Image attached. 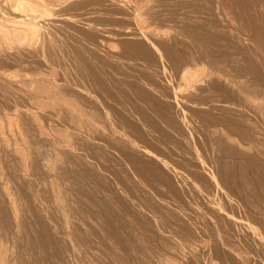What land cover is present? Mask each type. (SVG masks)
<instances>
[{
    "label": "rangeland",
    "instance_id": "1",
    "mask_svg": "<svg viewBox=\"0 0 264 264\" xmlns=\"http://www.w3.org/2000/svg\"><path fill=\"white\" fill-rule=\"evenodd\" d=\"M42 1L44 2L45 0H42ZM42 1H41L42 5L46 4L45 2L43 3ZM59 1L62 3L63 0L62 1L59 0ZM97 1L98 2H96V0H64V2H65L64 4L63 3L61 4L60 2H59L60 4L58 2H55L54 4H55V6L58 7L57 8L58 10L56 9L55 6L53 7L51 5V8H50V6H48L49 11L53 13L50 16L51 19H50V17L47 18L50 21L48 23H50L52 25L51 26L49 24L47 26L48 28H50V29H48V31L49 30L54 31V29L57 28L58 31L55 30L57 32H51V35H52V33H54V35L60 41H58L56 39V37L53 35V36H51V38L54 41H56V40L58 41V42L56 41L54 44V41L52 42V39L50 40V38H49L50 35H48L45 43L49 47L52 46L50 44H53L52 47H53L54 51L52 50V47L51 48L45 47L47 45L45 43H43V37H44L43 31H44V29L41 30V27H39V28H40L42 33L39 32L40 31L39 30L36 34V36L38 35V37H36V36L31 37L30 36L32 38L31 39L29 37L31 40L26 39V41H28V42L31 41L30 42L31 46H28L29 45L28 42H26L24 40L21 43L22 48H21V44L19 45L18 43H12L13 45H11V46L9 45L11 48V49H9V51H6V49H8V48L3 49V50H5V51H3V57L5 56L4 57L5 61H7V57H8L7 62L12 61L14 59V57L17 56L16 54H22L23 53L22 55L24 57L30 55V58H31L30 61H32V59L34 61L30 62L29 61L30 58L26 57L27 58V63L25 62L26 68L29 65V63H32L31 68H33V67L35 68V67H37L36 65L38 64V62H40L38 64L40 66V69L44 70V74L46 73L48 75L47 76L48 78L50 77L51 79H55L53 81H55L59 85V88H61V90H63V91L60 90L61 91V92H59L60 94H56V95H51V96L50 95L49 96L44 95L43 97L40 96V98L38 95H36V96H38V97H36L35 95H32L34 93H31V91L26 92V91H28V89L26 90V88L24 86H22L23 84L20 85V82H24L25 80H23V81L17 80L16 76L17 75L19 76V74H21L19 77L22 76L21 79H24V77H23L24 72L23 71H21V73L19 72V74H17L18 70L13 66H12V70H11V67L5 69V71H3L4 68H2L3 70L0 69V83H2V84H0V89L3 90V91L0 90V101L2 100L0 102V141L2 142V144L0 142V145H1L0 148L2 149V150L0 149V154H1L0 155V175H1V177H0L1 178L0 179V184H1L0 185V190H1L0 191V194H1L0 195V227H1L0 228V234H1L0 235L1 236L0 237V247L2 246L1 247L2 249L1 248L0 249H1V251L3 250L2 252L0 251V257H1L0 258V264H24V263L25 264H38L39 262H40L39 264H159V262H160V264H181V263L182 264H185V263L186 264H264V258H263L264 257L263 256L264 255V250H263L264 249V245H263L264 241H261V240H264V236H263L264 235V211H263L264 210V208H263L264 207V201H263L264 200V195H263L264 194V187L262 186L264 184V168H262V167H264V132H263L264 131V44H263L264 43V0H160V1L159 0H120V1L119 0H101V1L97 0ZM71 2L72 3H74V2H89V4H91V5H87L86 6L87 9L84 7L86 10L84 8H82V10L81 9H73V10H68V12H67V9H66V11H64L66 13L65 14L63 12V10H65V7L67 8L69 6V4H71ZM94 2H96V3H94ZM129 2H131V3H129ZM185 2H186V4H185ZM116 3H117V5H116ZM131 4H133V5H131ZM96 5H98V6H96ZM122 6H123V8H122ZM61 7L63 8V10L61 9ZM141 8L144 12L141 10ZM96 9L98 10V12ZM103 9H104V11H103ZM148 9H150V10H148ZM53 10H54V12H53ZM55 10H57V12ZM60 10H62V11H60ZM110 10H112V11H110ZM116 10H118L119 12H117ZM138 11H139V13H138ZM124 12H125V14H124ZM155 12L157 14H155ZM193 12H194V14H192ZM199 12H200V14H199ZM70 13H72V14H70ZM73 13H74V15H73ZM140 13H141V15H140ZM56 14H57V16L58 15L59 16L57 17ZM98 14H100V15H98ZM171 14H173L174 16L173 15L171 16ZM187 14L189 16L190 15L191 16L189 17ZM206 14H208V15H206ZM75 15H76V17H75ZM129 15H130V17H129ZM60 16H62V17H60ZM91 16H92V18H91ZM160 16H162V17H160ZM198 16H199V18H198ZM239 16L240 17L242 16V17L240 18ZM63 17L66 19H64ZM110 17L112 20H110ZM119 17H120V19H119ZM155 17H158V19ZM187 18H188V21H187ZM211 18H213V19H211ZM58 19L60 20V22ZM76 19H77V21L79 19V21L77 22ZM191 19H192V21H191ZM206 19H208V20L206 21ZM194 20H196V21H194ZM69 22H71V23H69ZM187 22H189V23H187ZM205 22H207V23H205ZM231 22H232V24H231ZM233 23H234V25H233ZM116 24H117V26H116ZM126 24H127V26H125ZM196 24H198V25H196ZM58 25H60V26H58ZM112 25H113V27H112ZM118 25H120V26H118ZM185 25H186V27H185ZM240 25H241V27H238ZM77 26H78V29L75 28ZM109 26H111V27H109ZM51 27H53L54 29ZM68 27H69V30H68ZM102 27H103V29H102ZM114 27L116 30L114 29ZM121 27H123V28H121ZM82 29H83V31H82ZM183 29H185V30H183ZM73 30L76 32H74ZM181 30H183V32ZM196 30H198V31H196ZM227 30H229V32ZM241 30H243V31H241ZM45 31L47 32V30H45ZM68 31H70L71 35L73 34L72 37ZM104 31H105V34H104ZM127 31H128V34H127ZM193 31H195V32H193ZM81 32H82V34H81ZM84 32L86 33V35L84 34ZM176 32H177V34H176ZM246 32H247V35H246ZM199 33H200V35H202V37L207 38V40H205V38H202L200 35H197ZM74 34H75V36H74ZM192 34H195L197 36L192 35ZM77 35H80V36L82 35L83 38H82V36L77 37ZM176 35H178V36H176ZM58 36H59V38H58ZM65 36H67L68 38ZM193 36L195 38H193ZM196 37L198 40L196 39ZM213 37L215 39H213ZM216 37H218V38H216ZM248 37H250L251 39ZM33 38H35L34 39L35 43H34ZM39 38L42 40H39ZM135 38H136V40H135ZM37 39H38V41H37ZM65 39H68V41ZM151 39H152V41H151ZM74 40H75V42H74ZM196 40L198 41V44H197V42L196 43L193 42ZM47 41L50 43H48ZM64 41H66L68 45H65L66 43H64ZM154 41H156V42H154ZM140 42H141V45L142 46L144 45L143 47L145 49H147V52L149 51L152 53L148 55L146 52H144V53L140 52L143 50H137L133 47V44H140ZM217 42H219V43H217ZM222 42H223V44H222ZM243 42H244V45H243ZM164 43H165V45H164ZM227 43H229V44H227ZM25 44H27V45H25ZM44 44H45V46H44ZM63 44H64V46L67 47L66 50L62 48V47H64ZM181 44H182V46H180ZM240 44H241V46H238ZM14 45L17 48H14L15 47ZM61 45H62V47H61ZM88 45L92 51L88 48ZM149 45H151V46H149ZM199 45H200V47H199ZM23 46L25 49H23ZM43 46L45 47L47 52H46V50H44ZM77 46L79 49H77ZM154 46L156 49L154 48ZM160 46H162V47H160ZM163 46H164V48H163ZM188 46H190L191 48ZM204 46H205V48H204ZM209 46H211L212 49H210L211 47H209ZM42 47H43V49H42ZM57 47H59V48H57ZM69 47H72L73 51H71V48H70V50L68 52ZM177 47L179 50H177ZM224 47L225 48L227 47V48L225 49ZM228 47H229V49H228ZM60 48H62L63 50L61 51ZM84 48L86 50H84ZM48 49L49 50L51 49L52 51L51 50L49 51ZM74 49L76 51H80L81 49L82 50L80 51V54H79V52L76 53V51ZM151 49H152V51H151ZM217 49L220 51H218ZM10 50L11 51L13 50L12 51L13 53H8V52H11ZM19 50H21V51H19ZM153 50L154 51L156 50V51L154 52ZM159 50H161V51L163 50V51L161 52ZM207 50H208V52H207ZM215 50H217V52ZM24 51L27 53V55ZM64 51H66L68 53H66ZM74 51H75V53H73ZM97 51H99V53ZM121 51H123V52H121ZM186 51H188V52H186ZM211 51H213L212 54H211ZM239 51H240V53H239ZM5 52H6V54H4ZM52 52H55L56 55L53 54ZM63 52L65 55H63ZM81 52L82 53L84 52L83 55H85L87 52V55H85L86 58L82 57ZM129 52H131V53H129ZM191 52L194 54H192ZM231 52H232V55H231ZM7 53H8V55H7ZM91 53H93V54H91ZM52 54L55 56H53ZM58 54L60 57L58 56ZM127 54H129V55H127ZM154 54H155V57H154ZM177 54H179L180 57ZM181 54H182V57H181ZM248 54H249L250 58H248L249 57ZM31 55L34 56V58H32ZM75 55L76 56L79 55V57L83 58L80 60H83V61L86 60L85 63H83V61H81V63H80L79 59H77L75 61L74 60V59H76V58H74ZM211 55H212V57H211ZM11 56H14V57L11 58ZM64 56L68 59L64 58ZM133 56H135V57H133ZM214 56H215V58H214ZM221 56H223L224 58ZM3 57H2V52H1L0 53V61L1 60L4 61ZM40 57L44 60H42ZM129 57H131V58H129ZM51 58H54V59H51ZM58 58H60V59H58ZM71 58H73V59H71ZM115 58H117V59H115ZM141 58H142V60H141ZM202 58H204V59H202ZM122 59H124V60H122ZM221 59H222V61H221ZM67 60H71V62H68ZM164 60H166V61H164ZM181 60H182V63H181ZM223 60H224V63H223ZM239 60L241 61V63ZM77 61H79V62L77 63ZM109 61H110V63H109ZM118 61H120V62H118ZM140 61H141V63H140ZM230 61L232 64H230ZM35 62H36V65H34ZM54 62H55V65H54ZM74 62L77 64L75 65ZM173 62H175V64ZM236 62L240 63V65ZM92 63L93 64L97 63V64L96 65L94 64L95 65V67H94V66H92L93 65ZM163 63H164V65H163ZM69 64L70 65L72 64V65L70 66ZM87 64H89L91 67H89V65H87ZM150 64L152 65V67ZM166 64H167V66H166ZM84 65H86V66H84ZM169 65L171 67H169ZM96 66H97V69L95 71ZM98 66L102 69H100ZM160 66H164V67H160ZM232 66H234V67H232ZM92 67H94V68H92ZM107 67L110 70L107 69ZM204 67H206V68H204ZM71 68H73V69H71ZM78 68H79V70H78ZM87 68L88 69L91 68V69L88 70ZM112 68H114V69H112ZM147 68H149V70ZM165 68H167V69H165ZM234 68H235V70H234ZM92 69H93V71H92ZM162 69H163V71H162ZM14 70H16V71H14ZM49 70L55 72V74L50 72ZM100 70H101V72H99ZM111 70H114V72ZM156 70H157V72H156ZM168 70H170V71H168ZM242 70L244 72H242ZM245 71H246V73H245ZM10 72L16 73L15 76L13 75V73H11L12 74L11 75ZM81 72H82V74H81ZM177 72H178V74H177ZM76 73H79L80 76L82 77V79L80 78L79 74L77 76ZM112 73H113V75H112ZM115 73L116 74L118 73V75H116ZM123 73H124V75H123ZM149 73L151 74L152 78L150 77ZM158 73H160V74H158ZM243 73H245V75ZM6 74H8L7 76L9 79H7V76H4ZM197 74H199V75H197ZM10 75H11V78L9 77ZM58 75L60 78L58 77ZM93 75H95V76H93ZM225 76H227V77H225ZM19 77H18V79H20ZM53 77H55V78H53ZM163 77L165 80L163 79ZM1 78L2 79L4 78V79L2 80ZM28 78H30V77L29 76L26 77V79H28ZM138 78H139V80H138ZM143 78H145V79H143ZM166 78H167V80H166ZM169 78H171V79H169ZM205 78L207 79V81H205L206 80ZM10 79L11 80L13 79L12 80L13 82H11ZM119 79H120V83H119ZM140 79H141V81H140ZM154 79H156V80H154ZM87 80H89V81H87ZM171 80H173V81L170 82ZM14 81H18V82H14ZM84 81L85 82L87 81V83H85ZM153 81H155V82H153ZM199 81H201V82H199ZM7 82H8V84H7ZM132 82L133 83L135 82L137 84L134 83V85H133ZM198 82H199V84H198ZM173 83H175V84L173 85ZM185 83H186V85H185ZM130 84H131V87H130ZM181 84L184 85L185 87L182 86ZM200 84L201 85L203 84V85L201 86ZM109 85H110V87H109ZM194 85H199V86H196L194 88ZM84 86H87V88ZM246 86L250 89H247ZM9 87H11V88H9ZM90 87H91V89H90ZM3 88L6 90H4ZM64 88H67V89L64 90ZM101 88H102V90H101ZM83 89H85V90H83ZM86 89H87V92H89L90 94L85 92ZM105 89H107V90H105ZM131 89H132V91H131ZM119 90H121V91H119ZM193 90L195 92L196 91L197 92L195 93ZM1 91H2V93H1ZM117 91H118V93H117ZM138 91L139 92L141 91L140 94ZM177 91H178V93H177ZM13 92L14 93L16 92V94H14ZM96 92H97V94H95ZM163 92L165 94L166 93L167 94L165 95ZM144 93H146L147 97L145 96ZM210 93H211V95H210ZM218 93H219V95H218ZM212 94H213V96H212ZM241 94H243V95H241ZM177 95H178V97H177ZM183 95H186L187 97L183 96ZM18 96H19V98H17ZM135 96H137V97H135ZM144 96L146 99L144 98ZM31 97H34V98H31ZM97 97H99V98H97ZM150 97L153 98V101ZM75 98H77V99H75ZM85 98L86 99L88 98L87 101ZM94 98H96V100ZM200 98H203L204 100L200 99ZM19 100H21V102ZM99 100H101L102 102ZM130 100H132V101H130ZM147 100H149V101H147ZM213 100H215V101H213ZM83 101H84V103H83ZM150 101H151V103H150ZM189 101H190V103H189ZM104 102H107V103H104ZM169 102H171V103H169ZM209 102H211L212 104ZM9 103L10 104L13 103V104L10 105ZM104 104H106V105H104ZM213 104H215V105H213ZM58 106L60 108H62L64 111L62 109H58L59 108ZM133 106L135 107V109L137 107L138 108L135 110ZM155 106H158V107H155ZM254 106H256V107H254ZM238 107L240 109H238ZM115 108H116V110H115ZM141 108H142V110H141ZM204 108H205V110H204ZM233 108H235V109H233ZM130 109H132V110H130ZM150 109H152V110H150ZM241 109H243V110H241ZM39 112H41V113H39ZM63 112H65V113H63ZM145 112H146V114H145ZM36 113H37V115H36ZM165 113H167V114H165ZM169 113H171V114H169ZM62 114H64V115H62ZM140 114H141V116H140ZM154 114H155V116H154ZM9 115L12 117H10ZM45 116H47L46 119H45ZM165 116H167V117H165ZM42 117H43V119H42ZM97 117H99V118H97ZM108 117H110V118H108ZM155 117H157L158 119L157 118L154 119ZM204 117H206V118H204ZM59 118H61V119L58 120ZM93 118H95V119H93ZM134 118H136V120ZM171 118H173V119L171 120ZM192 118H194V119H192ZM201 118H203V119H201ZM221 119H223V120H221ZM71 121H73V122H71ZM151 121H154V122H151ZM22 122H23V124H22ZM177 122H179V123H177ZM45 123H47V124H45ZM112 123H113V125H112ZM118 123H120V124H118ZM128 123L130 125H128ZM163 123H165L166 125ZM30 125L33 127H31ZM132 125H133V127H132ZM189 125L191 127H188ZM114 126H116V127H114ZM174 126L177 130L174 128ZM94 127H96L95 130H94ZM131 127H132V129H131ZM187 127H188V129H187ZM100 128H103V129H100ZM144 128H145V130H144ZM27 129L30 131L28 132ZM127 129H129V130H127ZM136 129H138L137 131L139 133L137 131H135ZM197 129H198V131H197ZM130 130H131V132H130ZM255 131H256V133H255ZM92 132H93V134H91ZM54 133H55V135H54ZM29 134H31V135H29ZM47 134H48V136H47ZM96 134H98V135H96ZM137 134H138V136H137ZM139 135L141 137H139ZM35 136L36 137L38 136V137L36 138ZM39 136H41V137H39ZM93 136L96 137L97 140ZM229 136H230V138H229ZM33 137L35 140L33 139ZM112 137H114L115 139ZM220 137L222 139L223 138L224 139L222 140V139H220ZM84 138H86V139H84ZM98 138H101V139H98ZM104 138H107V139H104ZM141 138L142 139L144 138V139L142 140ZM59 139L62 140L63 142L60 141ZM112 139H114L115 142ZM39 140H41V141H39ZM136 140L140 141V142L138 143ZM120 141H122V142H120ZM26 142H29V143H26ZM41 142H43V143H41ZM48 142H49V144H48ZM79 142H80V144H79ZM108 142H109V146L107 145ZM115 143H117V145ZM111 144H113V146ZM120 144H122V145H120ZM123 144L126 145V146L124 145L125 148L123 147ZM188 144H189V146H188ZM216 144L218 146H216ZM219 144H220V146H219ZM229 144H231V145L233 144V146L231 147ZM104 145H105V147H104ZM195 145H196V147H195ZM92 146H94L95 148ZM117 146H119V147H117ZM39 147H40V149H39ZM82 147H83V149H82ZM86 147H88V148H86ZM130 147H131V149H130ZM201 147H202V150H201ZM223 147H224V149H223ZM226 147L231 148L230 149L231 152H226L225 151V150H227ZM196 148H198V149H196ZM217 148L219 150H217ZM220 148L222 150L221 152H220ZM57 149H61V150H57ZM116 149H118V150H116ZM164 149H165V151H164ZM83 150H85V151H83ZM130 150H132V151H130ZM190 150H192V151H190ZM35 151H36L37 155L35 154ZM238 151H240V152L238 153ZM66 152L68 153V155L66 154ZM128 152H130V154ZM218 152L223 153V154H221V156H220L218 154ZM234 152H236L237 154ZM87 153H88V155H87ZM93 153H95V154H93ZM119 153H121V154H119ZM131 153H133L135 156H133V154H131ZM225 153H226V155H225ZM105 154H107V155H105ZM142 154H144V155H142ZM35 155L37 156V158ZM65 155H67V156H65ZM71 155H72V157H71ZM122 155H125L124 158H126V160H123L124 158ZM136 155H137V157H136ZM139 155H140V157H139ZM148 155H150V156H148ZM217 155H218V157H217ZM228 155H230V156H228ZM238 155H240V157H242L243 159L242 158L240 159V157ZM105 156H107V157H105ZM151 156H153V157H151ZM178 156H180V157H178ZM182 156H184V157H182ZM196 156H197V158H196ZM130 157L133 159H131ZM233 157L235 160L233 159ZM42 158H44V159H42ZM157 158H160V159L157 160ZM167 158H169V159H167ZM71 159H72V162H71ZM153 159H155V160H153ZM172 159H173V161H172ZM174 159H176V160H174ZM223 159H224V162H223ZM10 161H13V163ZM91 161H94V162H91ZM138 161H140V162H138ZM143 161H145V162L142 163ZM149 161H151V163H150L151 165L149 164ZM240 162H241V164H240ZM242 162L246 164V167ZM7 163H8V165H7ZM16 163H18V164H16ZM202 163L205 165L203 166ZM224 163H225V165H224ZM9 164L11 166H9ZM145 164L147 166L149 165L148 166L149 168ZM153 164H155L156 167ZM197 164H199V165H197ZM141 165H143L144 168ZM169 165H170V167H169ZM221 165H222V167H221ZM256 165H258V166H256ZM82 166L84 169L82 168ZM104 166H107V167L104 168ZM140 166L142 169L141 172L137 171V169H139ZM150 166L151 167L154 166V167L151 168ZM224 166L225 167L227 166L228 168L226 167V169L225 168L222 169ZM34 167H36V169ZM132 167L133 168L136 167V170H134L135 168L133 169ZM238 167H239V169H238ZM49 168H50V170H49ZM195 168H197V169H195ZM152 169H155V170H152ZM170 169H172L176 173H174ZM29 170H31V171H29ZM73 170H74V172H73ZM164 170H166V171L164 172ZM32 171H33V174H32ZM81 171H83V172H81ZM202 171L204 173H202ZM221 171H222V173H221ZM233 171H234V173L235 172L236 173L234 174ZM242 171L243 172L245 171V175H244V173H242ZM147 172L148 173L150 172V173L148 174ZM155 172L158 174L155 175L156 174ZM162 172H164V173H162ZM190 172H192V173H190ZM213 172L215 175L213 174ZM26 173L29 175H27ZM160 173L162 175H159ZM199 173H200V175H199ZM248 173H249V175H248ZM163 174L165 175V177ZM201 174H203V175H201ZM149 175H151V176H149ZM152 175H153V177L158 176V178L160 177L161 179L156 178L157 179L156 180L154 178L155 179L154 180L153 178H151V179H153V180H151L150 178H148V176L152 177ZM211 175L215 177L216 182H215V180H214V182L211 180L212 179ZM240 175H242V178ZM180 176H183V177H180ZM202 176H204V177H202ZM245 176H246V178H245ZM143 177L144 178L146 177V179H144ZM179 177L181 180L179 179ZM5 179H7V180H5ZM244 179H246V180L244 181ZM144 180L146 181V183ZM165 180H167V181H165ZM206 180H208V183ZM249 180H251V182ZM258 180L260 181V184L258 183L259 182ZM243 181L247 182L249 184L251 183V184L250 185L247 183L244 184V187H242L243 189L237 188V187H235V185H233V183H237V182H238L237 184L243 185V183H244ZM262 181H263V183H262ZM202 183H203V185H202ZM256 183L259 184L258 187H256L257 186ZM3 184H4V186H3ZM214 184L217 186H215ZM218 184H220L221 186ZM16 185H19V186L16 187ZM246 185H249V186L246 187ZM251 185H252V187H251ZM260 185H261V187H260ZM218 186H220V187H218ZM192 187H194V188H192ZM135 188H138L139 190L135 189ZM217 188H219V189L217 190ZM215 189H216V191H215ZM260 189H261V191H260ZM21 190H23L25 192H23ZM210 190L213 192H211ZM238 190L241 192H238ZM250 190H252V191H250ZM255 190H256V192H255ZM257 190H259L262 194H260V192ZM139 191L141 192L140 194H139ZM250 192L252 194H254V197L251 194V199H249L250 198L249 197ZM223 193H224L225 197H223ZM255 193L256 194L258 193V194L255 195ZM6 194H8L9 196L8 195L6 196ZM208 194L210 195V197ZM206 195H208V196H206ZM215 196H217V198ZM255 196L258 199V200H256V202L259 201V202H257L258 204H256V202H254V205H256V206H254L253 202H252L255 200ZM149 197H150V199H149ZM236 197H238V199ZM214 198H216L218 200H216ZM223 199L225 200V202ZM227 199L229 201H231L232 204H231V202H228ZM240 199L241 200L243 199L244 202L243 201L241 202ZM246 199L252 200V201H245ZM210 200H212L214 203L217 201L220 205L217 204V202L215 204H213V202ZM235 200H237V205L235 203L236 202ZM261 200H262L263 204L261 203ZM238 201H239V203H238ZM18 202H20V203H18ZM211 202H212V204H211ZM250 202H252V203H250ZM209 204H211V205H209ZM259 204H261V206ZM13 206H14V208H13ZM219 206H222L223 210H225V211H222ZM213 207H215V209ZM216 207H219L220 209L216 208ZM255 207H256V209H255ZM259 208H260V210H259ZM216 209H217V211H215ZM9 210H11V211H9ZM218 210H219V212H218ZM228 212L230 213V215ZM12 216H14V217H12ZM225 216L226 217L228 216L227 219ZM234 216H236L237 218L239 217V218H241L247 222H249V220H251V222H249V223H251L253 225V227L255 226L256 229L259 228L258 232L260 233V237L263 236V238H260L257 236L255 237V234L253 235V233L250 230H248L246 227L243 228L245 226L244 223H234L235 221H233V218H230V217H234ZM256 219H257V221H256ZM33 222H35V223H33ZM36 222H37V224H36ZM183 223H185V224H183ZM231 223L232 224L234 223L235 225L233 224V226H232ZM31 224H32V226H31ZM254 224H256V225H254ZM11 225H12V227H10ZM241 225H244V226H241ZM180 226H183V227H180ZM209 226H210V228H209ZM235 226H238L239 229H241V230L235 232L236 228L238 230V227L234 228ZM207 227H208V229H207ZM32 228L34 231L32 230ZM183 228L184 229L186 228L185 231ZM213 229H214V231H213ZM243 229H244V232H247V231H250V232L244 233ZM173 230L175 233L173 232ZM187 230H189V231H187ZM194 230L198 231V232H196L197 236H199L198 238H197ZM210 230H212V231H210ZM219 230H221V233L219 232ZM208 231L211 232L210 233L211 235H209ZM232 231L235 232L237 235L235 233H233ZM215 233H216V235H215ZM224 233L227 235L224 236L225 235ZM248 233H251L253 235V238L251 237L252 235L249 238L250 234L248 235ZM8 234H9V236H8ZM177 234H179V235H177ZM190 234H193V236L191 235L192 237H190ZM194 234H195L196 238H195ZM245 234H247L246 236L248 238L245 237ZM33 236L35 237V239ZM223 236L225 237L226 240L223 238ZM233 236H234V238H233ZM161 237H163V238H161ZM219 237H220V240H219ZM231 237L233 238V240L235 239L236 242H235V240L233 242ZM240 237H241V239H240ZM213 238H215V239H213ZM237 238H238V240L241 241V243H240V241L237 240ZM243 238L245 240H243ZM246 238H247V240H246ZM249 239H251V240H249ZM158 241H160V242H158ZM162 241H164V242H162ZM254 241L256 242V244ZM252 242H254L253 243L254 245L252 244ZM31 244H33V245H31ZM36 244H38V245H36ZM232 244L236 246L235 247L236 250L233 249L234 246ZM257 244H259V245H257ZM39 245H41V246H39ZM214 245H216V246H214ZM220 245H221V247H220ZM247 245H250V246H247ZM209 246L211 247L212 250L210 249ZM257 246H259V247H257ZM262 246H263V248H262ZM23 248L25 249V251ZM27 249L28 250L30 249L31 251L30 250L29 251L31 253L28 252ZM223 249H225V250H223ZM15 250H17V251H15ZM237 250H239V251H237ZM235 251H237V252H235ZM16 253H18V254H16ZM239 253H240V255H239ZM254 253H256V254H254ZM1 254L5 255V256H2ZM50 254H52L51 256H53V255L54 256L51 257V256H49ZM236 254H238V255H236ZM241 256H243L244 258L243 257L241 258ZM13 257H15L16 259ZM173 258H175V260ZM182 261H184V262H182ZM256 261H259V262H256ZM199 262H201V263H199Z\"/></svg>",
    "mask_w": 264,
    "mask_h": 264
},
{
    "label": "bare ground",
    "instance_id": "2",
    "mask_svg": "<svg viewBox=\"0 0 264 264\" xmlns=\"http://www.w3.org/2000/svg\"><path fill=\"white\" fill-rule=\"evenodd\" d=\"M41 1H42V0H0V53L2 52V57H3V51H5V50H3V49L8 48V49H6V51H9V49H11L10 46L13 45L12 43H18V44L20 45L24 40L26 41V39H30L31 37L36 36L37 32L40 30L39 27H41V30L44 29V31H43V32H44V34H43V35H44V37H43V43H45L46 38H47L48 35H50V36H49L50 40L52 39L51 36H53L54 33H52V35H51V32H57V31H58L57 28L54 29L53 27H51V28H53L54 31H53V30H52V31L49 30L50 32L48 31V29H50V28H48L47 26L50 24V23H48V22H50V21H49L47 18L50 17L51 14H53L52 12L49 11L48 6H50V8H51V5L54 7V6H55L54 3H55V2H58L59 0H45L44 2H45L46 4H44V5L41 4ZM61 1H62V0H61ZM100 1H101V0H100ZM119 1H120V0H119ZM159 1H160V0H159ZM42 2H43V1H42ZM44 2H43V3H44ZM59 2H60V1H59ZM59 2H58V3H59ZM96 2H98V1L96 0ZM96 2H94V3H96ZM111 2H112V1H111ZM114 2H115V1H114ZM126 2H127V1H126ZM134 2H135V1H134ZM157 2H158V1H157ZM221 2H222V1H221ZM58 3H57V4H58ZM60 3H61V2H60ZM60 3H59V4H60ZM62 3H63V4L65 3L64 0L62 1ZM62 3H61V4H62ZM94 3H93V4H94ZM123 3H124V2H123ZM129 3H131V2H129ZM158 3H159V2H158ZM226 3H227V2H226ZM59 4H58V5H59ZM154 4H155V3H154ZM154 4H153V5H154ZM185 4H186V2H185ZM87 5H91V4H89V2H74V3L71 2V4H69V6H68L67 8L65 7V10H63L62 7H61V9L63 10V12L66 11V9H67V12H68V10H73V9H81V10H82V8H84V7L86 8ZM94 5H95V4H94ZM104 5H105V4H104ZM110 5H111V4H110ZM114 5H115V4H114ZM116 5H117V3H116ZM116 5H115V6H116ZM131 5H133V4H131ZM139 5H140V4H139ZM187 5H188V4H187ZM219 5H220V4H219ZM222 5H223V4H222ZM59 6H60V5H59ZM64 6H65V5H64ZM64 6H63V7H64ZM96 6H98V5H96ZM184 6H185V5H184ZM227 6H228V5H227ZM55 7H56V9L58 8L57 6H55ZM88 7H89V6H88ZM218 7H219V6H218ZM85 8H84V9H85ZM89 8H90V7H89ZM104 8H105V7H104ZM122 8H123V6H122ZM147 8H148V7H147ZM153 8H154V7H153ZM213 8H214V7H213ZM231 8H232V7H231ZM86 9H87V8H86ZM86 9H85V10H86ZM101 9H102V8H101ZM124 9H125V8H124ZM214 9H215V8H214ZM57 10H58V9H57ZM57 10H55V11L57 12ZM62 10H60V11H62ZM90 10H91V9H90ZM92 10H93V9H92ZM94 10H95V9H94ZM96 10H97V9H96ZM105 10H106V9H105ZM120 10H121V9H120ZM141 10H142V8H141ZM148 10H150V9H148ZM154 10H155V9H154ZM205 10H206V9H205ZM207 10H208V9H207ZM218 10H219V9H218ZM218 10H217V11H218ZM78 11H79V10H78ZM103 11H104V9H103ZM107 11H108V10H107ZM110 11H112V10H110ZM116 11L119 12L118 10H116ZM136 11H137V10H136ZM142 11H143V10H142ZM222 11H223V10H222ZM53 12H54V10H53ZM56 12H55V13H56ZM71 12H72V11H71ZM80 12H81V11H80ZM93 12H94V11H93ZM97 12H98V10H97ZM108 12H109V11H108ZM143 12H144V11H143ZM194 12H195V11H194ZM194 12H193L192 14H194ZM55 13H54V14H55ZM64 13H65V12H64ZM88 13H89V12H88ZM106 13H107V12H106ZM115 13H116V12H115ZM138 13H139V11H138ZM150 13H151V12H150ZM153 13H154V12H153ZM153 13H152V14H153ZM188 13H189V12H188ZM190 13H191V12H190ZM203 13H204V12H203ZM221 13H222V12H221ZM224 13H225V12H224ZM233 13H234V12H233ZM57 14H58V13H57ZM57 14H56V16H57ZM65 14H66V13H65ZM70 14H72V13H70ZM96 14H97V13H96ZM124 14H125V12H124ZM148 14H149V13H148ZM148 14H147V15H148ZM155 14H157V13L155 12ZM182 14H183V13H182ZM196 14H197V13H196ZM199 14H200V12H199ZM209 14H210V13H209ZM211 14H212V13H211ZM215 14H216V13H215ZM229 14H230V13H229ZM242 14H243V13H242ZM62 15H63V14H62ZM73 15H74V13H73ZM98 15H100V14H98ZM140 15H141V13H140ZM143 15H144V14H143ZM158 15H159V14H158ZM169 15H170V14H169ZM172 15H173V14H171V16H172ZM184 15H185V14H184ZM187 15H188V14H187ZM206 15H208V14H206ZM217 15H218V14H217ZM231 15H232V14H231ZM53 16H54V15H53ZM58 16H59V15H58ZM58 16H57V17H58ZM101 16H102V15H101ZM110 16H111V15H110ZM123 16H124V15H123ZM144 16H145V15H144ZM150 16H151V15H150ZM173 16H174V15H173ZM175 16H176V15H175ZM188 16H189V15H188ZM190 16H191V15H190ZM190 16H189V17H190ZM220 16H221V15H220ZM60 17H62V16H60ZM73 17H74V16H73ZM75 17H76V15H75ZM83 17H84V16H83ZM95 17H96V16H95ZM129 17H130V15H129ZM160 17H162V16H160ZM176 17H177V16H176ZM180 17H181V16H180ZM194 17H195V16H194ZM196 17H197V16H196ZM201 17H202V16H201ZM201 17H200V18H201ZM239 17H240V16H239ZM241 17H242V16H241ZM241 17H240V18H241ZM54 18H55V17H54ZM63 18H64V17H63ZM77 18H78V17H77ZM81 18H82V17H81ZM84 18H85V17H84ZM91 18H92V16H91ZM135 18H136V17H135ZM148 18H149V17H148ZM155 18L158 19V17H155ZM163 18H164V17H163ZM182 18H183V17H182ZM185 18H186V17H185ZM198 18H199V16H198ZM206 18H207V17H206ZM220 18H221V17H220ZM220 18H219V19H220ZM235 18H236V17H235ZM240 18H239V19H240ZM246 18H247V17H246ZM50 19H51V17H50ZM64 19H66V18H64ZM73 19H74V18H73ZM100 19H101V18H100ZM116 19H117V18H116ZM119 19H120V17H119ZM123 19H124V18H123ZM150 19H151V18H150ZM169 19H170V18H169ZM175 19H176V18H175ZM192 19H193V18H192ZM192 19H191V21H192ZM195 19H196V18H195ZM211 19H213V18H211ZM221 19H222V18H221ZM227 19H228V18H227ZM56 20H57V19H56ZM58 20H59V19H58ZM61 20H62V19H61ZM71 20H72V19H71ZM80 20H81V19H80ZM110 20H112L111 17H110ZM117 20H118V19H117ZM117 20H116V21H117ZM131 20H132V19H131ZM151 20H152V19H151ZM197 20H198V19H197ZM207 20H208V19H206V21H207ZM216 20H217V19H216ZM229 20H230V19H229ZM236 20H237V19H236ZM243 20H244V19H243ZM245 20H246V19H245ZM72 21H73V20H72ZM76 21H77V19H76ZM76 21H75V22H76ZM78 21H79V19H78ZM78 21H77V22H78ZM98 21H99V20H98ZM105 21H106V20H105ZM123 21H124V20H123ZM169 21H170V20H169ZM171 21H172V20H171ZM182 21H183V20H182ZM187 21H188V18H187ZM194 21H196V20H194ZM202 21H203V20H202ZM211 21H212V20H211ZM214 21H215V20H214ZM233 21H234V20H233ZM241 21H242V20H241ZM51 22H52V21H51ZM59 22H60V20H59ZM77 22H76V23H77ZM124 22H125V21H124ZM124 22H123V23H124ZM128 22H129V21H128ZM157 22H158V21H157ZM184 22H185V21H184ZM65 23H66V22H65ZM69 23H71V22H69ZM80 23H81V22H80ZM85 23H86V22H85ZM88 23H89V22H88ZM102 23H103V22H102ZM106 23H107V22H106ZM158 23H159V22H158ZM178 23H179V22H178ZM181 23H182V22H181ZM187 23H189V22H187ZM192 23H193V22H192ZM194 23H195V22H194ZM196 23H197V22H196ZM205 23H207V22H205ZM215 23H216V22H215ZM218 23H219V22H218ZM226 23H227V22H226ZM242 23H243V22H242ZM248 23H249V22H248ZM53 24H54V23H53ZM63 24H64V23H63ZM99 24H100V23H99ZM99 24H98V25H99ZM113 24H114V23H113ZM118 24H119V23H118ZM124 24H125V23H124ZM146 24H147V23H146ZM209 24H210V23H209ZM223 24H224V23H223ZM231 24H232V22H231ZM244 24H245V23H244ZM50 25H51V24H50ZM65 25H66V24H65ZM80 25H81V24H80ZM133 25H134V24H133ZM138 25H139V24H138ZM149 25H150V24H149ZM189 25H190V24H189ZM196 25H198V24H196ZM213 25H214V24H213ZM215 25H216V24H215ZM226 25H227V24H226ZM233 25H234V23H233ZM235 25H236V24H235ZM242 25H243V24H242ZM51 26H52V25H51ZM58 26H60V25H58ZM68 26H69V25H68ZM70 26H71V25H70ZM116 26H117V24H116ZM116 26H115V27H116ZM118 26H120V25H118ZM125 26H127V24H126ZM131 26H132V25H131ZM143 26H144V25H143ZM200 26H201V25H200ZM202 26H203V25H202ZM206 26H207V25H206ZM55 27H56V26H55ZM62 27H63V26H62ZM81 27H82V26H81ZM86 27H87V26H86ZM109 27H111V26H109ZM112 27H113V25H112ZM115 27H114V29H115ZM135 27H136V26H135ZM151 27H152V26H151ZM176 27H177V26H176ZM185 27H186V25H185ZM217 27H218V26H217ZM238 27H241V25L238 26ZM64 28H65V27H64ZM70 28H71V27H70ZM73 28H74V27H73ZM75 28L78 29V26L75 27ZM83 28H84V27H83ZM121 28H123V27H121ZM125 28H126V27H125ZM201 28H202V27H201ZM208 28H209V27H208ZM235 28H236V27H235ZM246 28H247V27H246ZM59 29H60V28H59ZM102 29H103V27H102ZM111 29H112V28H111ZM147 29H148V28H147ZM196 29H197V28H196ZM220 29H221V28H220ZM243 29H244V28H243ZM41 30H40L39 32H41ZM45 30H47V32H46ZM55 30H57V31H55ZM64 30H65V29H64ZM68 30H69V27H68ZM75 30H76V29H75ZM115 30H116V29H115ZM137 30H138V29H137ZM145 30H146V29H145ZM158 30H159V29H158ZM162 30H163V29H162ZM183 30H185V29H183ZM183 30H181V31L183 32ZM187 30H188V29H187ZM193 30H194V29H193ZM221 30H222V29H221ZM65 31H66V30H65ZM73 31H74V30H73ZM82 31H83V29H82ZM99 31H100V30H99ZM176 31H177V30H176ZM191 31H192V30H191ZM196 31H198V30H196ZM227 31L229 32V30H227ZM241 31H243V30H241ZM59 32H60V31H59ZM68 32H69V34H70V31H68ZM74 32H76V31H74ZM97 32H98V31H97ZM137 32H138V31H137ZM184 32H185V31H184ZM193 32H195V31H193ZM212 32H213V31H212ZM239 32H240V31H239ZM247 32H248V31H247ZM247 32H246V35H247ZM41 33H42V32H41ZM87 33H88V32H87ZM99 33H100V32H99ZM102 33H103V32H102ZM107 33H108V32H107ZM111 33H112V32H111ZM197 33H198V32H197ZM202 33H203V32H202ZM221 33H222V32H221ZM234 33H235V32H234ZM249 33H250V32H249ZM38 34H39V33H38ZM56 34H57V33H56ZM67 34H68V33H67ZM81 34H82V32H81ZM84 34L86 35L85 32H84ZM104 34H105V31H104ZM118 34H119V33H118ZM121 34H122V33H121ZM127 34H128V31H127ZM132 34H133V33H132ZM170 34H171V33H170ZM176 34H177V32H176ZM190 34H191V33H190ZM222 34H223V33H222ZM43 35H42V36H43ZM64 35H65V34H64ZM70 35H71V34H70ZM72 35H73V34H72ZM72 35H71V37H72ZM135 35H136V34H135ZM155 35H156V34H155ZM192 35H195V34H192ZM197 35H200V33L197 34ZM197 35H195V36H197ZM209 35H210V34H209ZM217 35H218V34H217ZM233 35H234V34H233ZM30 36H31V37H30ZM54 36H55V35H54ZM60 36H61V35H60ZM74 36H75V34H74ZM78 36H80V35H77V37H78ZM81 36H82V35H81ZM81 36H80V37H81ZM113 36H114V35H113ZM115 36H116V35H115ZM138 36H139V35H138ZM176 36H178V35H176ZM183 36H184V35H183ZM200 36L202 37V35H200ZM214 36H215V35H214ZM219 36H220V35H219ZM222 36H223V35H222ZM29 37H30V38H29ZM36 37H38V35H37ZM55 37H56V36H55ZM65 37H67V36H65ZM80 37H79V38H80ZM96 37H97V36H96ZM96 37H95V38H96ZM110 37H111V36H110ZM116 37H117V36H116ZM144 37H145V36H144ZM154 37H155V36H154ZM174 37H175V36H174ZM189 37H190V36H189ZM224 37H225V36H224ZM58 38H59V36H58ZM67 38H68V37H67ZM82 38H83V36H82ZM87 38H88V37H87ZM97 38H98V37H97ZM102 38H103V37H102ZM112 38H113V37H112ZM131 38H132V37H131ZM146 38H147V37H146ZM161 38H162V37H161ZM193 38H195V37L193 36ZM202 38H205V37H202ZM216 38H218V37H216ZM248 38H250V37H248ZM31 39H32V38H31ZM31 39H30V40H31ZM34 39H35V38H33V40H34ZM56 39H57V37H56ZM56 39H55V40H56ZM73 39H74V38H73ZM121 39H122V38H121ZM137 39H138V38H137ZM196 39H197V37H196ZM200 39H201V38H200ZM211 39H212V38H211ZM213 39H215V38L213 37ZM213 39H212V40H213ZM220 39H221V38H220ZM235 39H236V38H235ZM242 39H243V38H242ZM250 39H251V38H250ZM39 40H42V39L39 38ZM57 40L60 41L59 39H57ZM57 40H56V41H57ZM65 40L68 41V39H65ZM70 40H71V39H70ZM108 40H109V39H108ZM112 40H113V39H112ZM135 40H136V38H135ZM145 40H146V39H145ZM161 40H162V39H161ZM170 40H171V39H170ZM175 40H176V39H175ZM179 40H180V39H179ZM182 40H183V39H182ZM197 40H198V39H197ZM197 40H196V41H193V42H195V43L197 42V44H198V41H197ZM201 40H202V39H201ZM205 40H207V38H205ZM240 40H241V39H240ZM243 40H244V39H243ZM246 40H247V39H246ZM257 40H258V39H257ZM37 41H38V39H37ZM37 41H36V42H37ZM53 41H54V40L52 39V42H53ZM56 41H54V44H55ZM58 41H57V42H58ZM83 41H84V40H83ZM87 41H88V40H87ZM91 41H92V40H91ZM91 41H90V42H91ZM99 41H100V40H99ZM141 41H142V40H141ZM143 41H144V40H143ZM149 41H150V40H149ZM151 41H152V39H151ZM203 41H204V40H203ZM214 41H215V40H214ZM217 41H218V40H217ZM220 41H221V40H220ZM220 41H219V42H220ZM249 41H250V40H249ZM258 41H259V40H258ZM26 42H28V41H26ZM30 42H31V41H30ZM30 42H28V44H29L28 46H31V45H30ZM39 42H40V41H39ZM47 42H48V41H47ZM52 42H51V43H52ZM74 42H75V40H74ZM93 42H94V41H93ZM93 42H92V43H93ZM96 42H97V41H96ZM154 42H156V41H154ZM158 42H159V41H158ZM199 42H200V41H199ZM205 42H206V41H205ZM219 42H217V43H219ZM260 42H261V41H260ZM34 43H35V40H34ZM48 43H50V42H48ZM64 43H66L65 45H68L66 41H64ZM77 43H78V42H77ZM151 43H152V42H151ZM181 43H182V42H181ZM183 43H184V42H183ZM200 43H201V42H200ZM200 43H199V44H200ZM211 43H212V42H211ZM215 43H216V42H215ZM237 43H238V42H237ZM31 44H32V43H31ZM38 44H39V43H38ZM45 44H46V43H45ZM45 44H44V46H45ZM56 44H57V43H56ZM74 44H75V43H74ZM88 44H89V43H88ZM114 44H115V43H114ZM120 44H121V43H120ZM122 44H123V43H122ZM124 44H125V43H124ZM148 44H149V43H148ZM170 44H171V43H170ZM202 44H203V43H202ZM222 44H223V42H222ZM227 44H229V43H227ZM259 44H260V43H259ZM263 44H264V43H263ZM9 45H10V46H9ZM15 45H16V44H15ZM15 45H14V46H15ZM25 45H27V44H25ZM32 45H33V44H32ZM42 45H43V44H42ZM46 45H47V44H46ZM50 45L53 46V44H50ZM86 45H87V44H86ZM153 45H154V44H153ZM153 45H152V46H153ZM164 45H165V43H164ZM200 45H201V44H200ZM200 45H199V47H200ZM203 45H204V44H203ZM205 45H206V44H205ZM214 45H215V44H214ZM224 45H225V44H224ZM234 45H235V44H234ZM243 45H244V42H243ZM260 45H261V44H260ZM28 46H27V47H28ZM35 46H36V45H35ZM44 46H43V47H44ZM52 46H51V47H52ZM63 46H64V44H63ZM74 46H75V45H74ZM74 46H73V47H74ZM81 46H82V45H81ZM90 46H91V45H90ZM143 46H144V45H143ZM143 46L141 45V42H140V44H133V47H134L135 49H137V50H143V51H140V52H143V53L146 52L148 55L152 53V52H149V51H148V52H149V53H148V52H147V49H145ZM147 46H148V45H147ZM149 46H151V45H149ZM157 46H158V45H157ZM180 46H182V44H181ZM201 46H202V45H201ZM220 46H221V45H220ZM226 46H227V45H226ZM238 46H241V44L238 45ZM249 46H250V45H249ZM12 47H13V46H12ZM43 47H42V49H43ZM45 47H49V46L47 45V46H45ZM45 47H44V50H46ZM51 47H49V48H51ZM55 47H56V46H55ZM59 47H60V46H59ZM59 47H57V48H59ZM61 47H62V45H61ZM65 47H66V46H64V47H62V48L66 50L67 47H66V48H65ZM83 47H84V46H83ZM95 47H96V46H95ZM108 47H109V46H108ZM160 47H162V46H160ZM185 47H186V46H185ZM188 47H190V46H188ZM209 47H211V46H209ZM222 47H223V46H222ZM14 48H17V47L15 46ZM21 48H22V44H21ZM29 48H30V47H29ZM39 48H40V47H39ZM62 48H60L61 51L63 50ZM70 48H71V51H73V48H72V47H69L68 52H69ZM88 48L90 49L89 45H88ZM97 48H98V47H97ZM109 48H110V47H109ZM111 48H112V47H111ZM114 48H115V47H114ZM116 48H117V47H116ZM128 48H129V47H128ZM154 48H155V46H154ZM163 48H164V46H163ZM163 48H162V49H163ZM166 48H167V47H166ZM171 48H172V47H171ZM190 48H191V47H190ZM194 48H195V47H194ZM204 48H205V46H204ZM207 48H208V47H207ZM207 48H206V49H207ZM224 48H225V47H224ZM226 48H227V47H226ZM226 48H225V49H226ZM242 48H243V47H242ZM248 48H249V47H248ZM23 49H25L24 46H23ZM40 49H41V48H40ZM55 49H56V48H55ZM77 49H79L78 46H77ZM82 49H83V48H82ZM82 49H81V50H82ZM104 49H105V48H104ZM123 49H124V48H123ZM125 49H126V48H125ZM129 49H130V48H129ZM155 49H156V48H155ZM157 49H158V48H157ZM160 49H161V48H160ZM188 49H189V48H188ZM208 49H209V48H208ZM210 49H212V47H211ZM214 49H215V48H214ZM218 49H219V48H218ZM218 49H217V50H218ZM228 49H229V47H228ZM230 49H231V48H230ZM249 49H250V48H249ZM13 50H14V49H13ZM13 50H12V51H13ZM26 50H27V49H26ZM48 50H49V49H48ZM50 50H51V49H50ZM50 50H49V51H50ZM52 50L54 51L53 47H52ZM52 50H51V51H52ZM74 50H75V49H74ZM81 50H80V51H81ZM84 50H86V49L84 48ZM90 50H91V49H90ZM95 50H96V49H95ZM98 50H99V49H98ZM127 50H128V49H127ZM170 50H171V49H170ZM172 50H173V49H172ZM177 50H179L178 47H177ZM177 50H176V51H177ZM184 50H185V49H184ZM217 50H215V51L217 52ZM231 50H232V49H231ZM239 50H240V49H239ZM245 50H246V49H245ZM10 51H11V50H10ZM12 51H11V52H8V53H13ZM15 51H16V50H15ZM19 51H21V50H19ZM27 51H28V50H27ZM49 51H48V52H49ZM71 51H70V52H71ZM75 51H76V50H75ZM75 51H74L73 53H75ZM80 51H76V53L79 52V54H80ZM91 51H92V50H91ZM99 51H100V50H99ZM99 51H97V52L99 53ZM124 51H125V50H124ZM131 51H132V50H131ZM134 51H135V50H134ZM151 51H152V49H151ZM153 51H154V50H153ZM155 51H156V50H155ZM155 51H154V52H155ZM159 51H161V50H159ZM162 51H163V50H162ZM162 51H161V52H162ZM209 51H210V50H209ZM218 51H220V50H218ZM224 51H225V50H224ZM229 51H230V50H229ZM246 51H247V50H246ZM250 51H251V50H250ZM255 51H256V50H255ZM24 52H25V51H24ZM46 52H47V50H46ZM64 52H66V51H64ZM64 52H63V55H65ZM68 52H66V53H68ZM100 52H101V51H100ZM121 52H123V51H121ZM125 52H126V51H125ZM138 52H139V51H138ZM154 52H153V53H154ZM169 52H170V51H169ZM173 52H174V51H173ZM186 52H188V51H186ZM207 52H208V50H207ZM212 52H213V51H211V54H212ZM247 52H248V51H247ZM8 53H7V55H8ZM16 53H17V52H16ZM20 53H21V52H20ZM25 53H26V52H25ZM25 53H24V54H25ZM49 53H50V52H49ZM52 53L56 55L55 52H52ZM71 53H72V52H71ZM81 53H82V52H81ZM115 53H116V52H115ZM129 53H131V52H129ZM164 53H165V52H164ZM182 53H183V52H182ZM191 53H192V52H191ZM209 53H210V52H209ZM218 53H219V52H218ZM220 53H221V52H220ZM239 53H240V51H239ZM239 53H238V54H239ZM4 54H6V52H5ZM22 54H23V53H22ZM22 54H16L17 56H15V57H14V56H11V58L14 57V59H13L12 61H9V62H7V61H8V57L6 56V57H7V61H5V59H4L5 56H4V57H3V60H4L5 62L2 61V60L0 61V67H1L0 69L4 68V70H3V69H2V70L5 71V69L11 67V70H12V66H13V67H15V68L18 70V71H17V74H19V72L21 73V71H23V72H24V75H23L24 79H21L22 76L19 77V76L21 75V74H19V76H18V75L16 76V77H17V80H18V81H23V80H25L24 82H20V85L23 84L22 86H24V87L26 88V90L28 89V91H26V92L31 91V93H34V94H32V95H35V96L38 95L39 98H40V96L43 97L44 95H45V96H46V95H48V96L50 95V96H51V95L60 94L59 92L63 91V90H61V88H59V85H58L55 81H53V80H55V79H51L50 77L48 78V77H47L48 75H47L46 73L44 74V70L40 69V66L38 65L40 62H38L37 65H36V62L34 63V65L37 66V67H35V68H34V67L31 68V64H32V63H29L30 66L28 65L29 67L27 66V68H26V66H25V65H26L25 62L27 63V58H26V57H29V58H30V55L24 57ZM30 54H31V53H30ZM50 54H51V53H50ZM53 54H52V55H53ZM69 54H70V53H69ZM69 54H68V55H69ZM83 54H84V52L82 53V57H85V55H87V52H86L85 55H83ZM91 54H93V53H91ZM105 54H106V53H105ZM124 54H125V53H124ZM141 54H142V53H141ZM160 54H161V53H160ZM173 54H174V53H173ZM184 54H185V53H184ZM192 54H194V53H192ZM206 54H207V53H206ZM225 54H226V53H225ZM10 55H11V54H10ZM26 55H27V53H26ZM48 55H49V54H48ZM55 55H53V56H55ZM97 55H98V54H97ZM102 55H103V54H102ZM127 55H129V54H127ZM148 55H147V56H148ZM167 55H168V54H167ZM177 55H179V54H177ZM197 55H198V54H197ZM221 55H222V54H221ZM231 55H232V52H231ZM251 55H252V54H251ZM31 56H32V55H31ZM49 56H50V55H49ZM58 56H59V54H58ZM80 56H81V55H80ZM95 56H96V55H95ZM98 56H99V55H98ZM131 56H132V55H131ZM143 56H144V55H143ZM143 56H142V57H143ZM147 56H146V57H147ZM152 56H153V55H152ZM161 56H162V55H161ZM199 56H200V55H199ZM205 56H206V55H205ZM244 56H245V55H244ZM248 56H249V54H248ZM35 57H36V56H35ZM56 57H57V56H56ZM59 57H60V56H59ZM62 57H63V56H62ZM67 57H68V56H67ZM69 57H70V56H69ZM78 57H79V55H78V56L75 55L74 58H76V59H74V60L76 61L77 59H79V60H80V59H83L82 57H79V58H78ZM90 57H91V56H90ZM110 57H111V56H110ZM115 57H116V56H115ZM133 57H135V56H133ZM133 57H132V58H133ZM150 57H151V56H150ZM154 57H155V54H154ZM157 57H158V56H157ZM162 57H163V56H162ZM172 57H173V56H172ZM177 57H178V56H177ZM179 57H180V55H179ZM181 57H182V54H181ZM194 57H195V56H194ZM206 57H207V56H206ZM211 57H212V55H211ZM221 57H223V56H221ZM227 57H228V56H227ZM227 57H226V58H227ZM25 58H26V59H25ZM32 58H34V56H32ZM40 58H41V57H40ZM54 58H55V57H54ZM54 58H51V59H54ZM64 58H66V57L64 56ZM64 58H63V59H64ZM85 58H86V57H85ZM111 58H112V57H111ZM117 58H118V57H117ZM117 58H115V59H117ZM129 58H131V57H129ZM187 58H188V57H187ZM190 58H191V57H190ZM214 58H215V56H214ZM223 58H224V57H223ZM240 58H241V57H240ZM240 58H239V59H240ZM248 58H250V56H249ZM35 59H36V58H35ZM41 59H42V58H41ZM41 59H40V60H41ZM58 59H60V58H58ZM66 59H68V58H66ZM71 59H73V58H71ZM103 59H104V58H103ZM125 59H126V58H125ZM138 59H139V58H138ZM152 59H153V58H152ZM159 59H160V58H159ZM167 59H168V58H167ZM171 59H172V58H171ZM171 59H170V60H171ZM202 59H204V58H202ZM202 59H201V60H202ZM205 59H206V58H205ZM216 59H217V58H216ZM234 59H235V58H234ZM246 59H247V58H246ZM9 60H10V59H9ZM25 60H26V61H25ZM30 60H31V58L29 59V61H30ZM42 60H44V59H42ZM49 60H50V59H49ZM55 60H56V59H55ZM61 60H62V59H61ZM87 60H88V59H87ZM90 60H91V59H90ZM99 60H100V59H99ZM122 60H124V59H122ZM132 60H133V59H132ZM141 60H142V58H141ZM168 60H169V59H168ZM179 60H180V59H179ZM185 60H186V59H185ZM185 60H184V61H185ZM198 60H199V59H198ZM32 61H34V60L32 59ZM32 61H30V62H32ZM35 61H36V60H35ZM59 61H60V60H59ZM67 61H68V62H71V60H67ZM72 61H73V60H72ZM81 61H83V60H80V63H81ZM85 61H86V60H84L83 63H85ZM93 61H94V60H93ZM112 61H113V60H112ZM114 61H115V60H114ZM116 61H117V60H116ZM129 61H130V60H129ZM153 61H154V60H153ZM162 61H163V60H162ZM164 61H166V60H164ZM221 61H222V59H221ZM239 61H240V60H239ZM50 62H51V61H50ZM78 62H79V61H77V63H78ZM95 62H96V61H95ZM101 62H102V61H101ZM104 62H105V61H104ZM106 62H107V61H106ZM118 62H120V61H118ZM199 62H200V61H199ZM42 63H43V62H42ZM72 63H73V62H72ZM74 63H75V62H74ZM77 63H75V65H76ZM90 63H91V62H90ZM90 63H89V64H90ZM109 63H110V61H109ZM140 63H141V61H140ZM164 63H165V62H164ZM164 63H163V65H164ZM173 63L175 64V62H173ZM181 63H182V60H181ZM195 63H196V62H195ZM223 63H224V60H223ZM233 63H234V62H233ZM236 63H238V62H236ZM240 63H241V61H240ZM240 63H238V64L240 65ZM45 64H46V63H45ZM49 64H50V63H49ZM89 64H87V65H89ZM92 64H93V63H92ZM94 64H95V63H94ZM94 64H93L92 66L95 67V65H96L97 63H96L95 65H94ZM111 64H112V63H111ZM123 64H124V63H123ZM147 64H148V63H147ZM159 64H160V63H159ZM159 64H158V65H159ZM188 64H189V63H188ZM201 64H202V63H201ZM212 64H213V63H212ZM230 64H232L231 61H230ZM34 65H33V66H34ZM54 65H55V62H54ZM69 65H70V64H69ZM71 65H72V64H71ZM71 65H70V66H71ZM90 65H91V64H90ZM90 65H89V67H91ZM106 65H107V64H106ZM121 65H122V64H121ZM145 65H146V64H145ZM150 65H151V64H150ZM180 65H181V64H180ZM184 65H185V64H184ZM194 65H195V64H194ZM202 65H203V64H202ZM210 65H211V64H210ZM219 65H220V64H219ZM239 65H238V66H239ZM248 65H249V64H248ZM49 66H50V65H49ZM84 66H86V65H84ZM118 66H119V65H118ZM147 66H148V65H147ZM166 66H167V64H166ZM192 66H193V65H192ZM192 66H191V67H192ZM238 66H237V67H238ZM94 67H92V68H94ZM98 67H99V66H98ZM102 67H103V66H102ZM151 67H152V65H151ZM153 67H154V66H153ZM160 67H164V66H160ZM169 67H171V66L169 65ZM174 67H175V66H174ZM186 67H187V66H186ZM230 67H231V66H230ZM232 67H234V66H232ZM249 67H250V66H249ZM75 68H76V67H75ZM75 68H74V69H75ZM82 68H83V67H82ZM99 68H100V67H99ZM104 68H105V67H104ZM175 68H176V67H175ZM202 68H203V67H202ZM204 68H206V67H204ZM219 68H220V67H219ZM235 68H236V67H235ZM235 68H234V70H235ZM247 68H248V67H247ZM13 69H14V68H13ZM59 69H60V68H59ZM71 69H73V68H71ZM87 69H88V68H87ZM89 69H91V68H89ZM89 69H88V70H89ZM96 69H97V66H96V68H95V71H96ZM100 69H102V68H100ZM107 69H109V68L107 67ZM112 69H114V68H112ZM147 69L149 70V68H147ZM151 69H152V68H151ZM151 69H150V70H151ZM153 69H154V68H153ZM165 69H167V68H165ZM165 69H164V70H165ZM178 69H179V68H178ZM178 69H177V70H178ZM183 69H184V68H183ZM209 69H210V68H209ZM212 69H213V68H212ZM217 69H218V68H217ZM240 69H241V68H240ZM250 69H251V68H250ZM67 70H68V69H67ZM78 70H79V68H78ZM78 70H77V71H78ZM85 70H86V69H85ZM109 70H110V69H109ZM181 70H182V69H181ZM188 70H189V69H188ZM201 70H202V69H201ZM252 70H253V69H252ZM252 70H251V71H252ZM8 71H9V70H8ZM14 71H16V70H14ZM49 71H50V70H49ZM71 71H72V70H71ZM77 71H76V72H77ZM83 71H84V70H83ZM92 71H93V69H92ZM111 71L114 72V70H111ZM115 71H116V70H115ZM142 71H143V70H142ZM142 71H141V72H142ZM162 71H163V69H162ZM168 71H170V70H168ZM194 71H195V70H194ZM212 71H213V70H212ZM45 72H46V71H45ZM47 72H48V71H47ZM50 72H52V73L55 74V72H53V71H50ZM99 72H101V70H100ZM108 72H109V71H108ZM129 72H130V71H129ZM147 72H148V71H147ZM156 72H157V70H156ZM156 72H155V73H156ZM199 72H200V71H199ZM221 72H222V71H221ZM223 72H224V71H223ZM230 72H231V71H230ZM242 72H244V71L242 70ZM4 73H5V72H4ZM11 73H13V72H10V74H11ZM62 73H63V72H62ZM96 73H97V72H96ZM105 73H106V72H105ZM139 73H140V72H139ZM155 73H154V74H155ZM163 73H164V72H163ZM170 73H171V72H170ZM183 73H184V72H183ZM194 73H195V72H194ZM197 73H198V72H197ZM245 73H246V71H245ZM245 73H243V74L245 75ZM250 73H251V72H250ZM15 74H16V73H13L14 76H15ZM22 74H23V73H22ZM60 74H61V73H60ZM71 74H72V73H71ZM78 74H79V73H76L77 76H78ZM81 74H82V72H81ZM86 74H87V73H86ZM101 74H102V73H101ZM101 74H100V75H101ZM103 74H104V73H103ZM106 74H107V73H106ZM115 74H116V73H115ZM119 74H120V73H119ZM126 74H127V73H126ZM128 74H129V73H128ZM143 74H144V73H143ZM143 74H142V75H143ZM149 74H150V73H149ZM158 74H160V73H158ZM174 74H175V73H174ZM174 74H173V75H174ZM177 74H178V72H177ZM181 74H182V73H181ZM189 74H190V73H189ZM199 74H200V73H199ZM199 74H197V75H199ZM227 74H228V73H227ZM7 75H8V74H6V75H4V76H7ZM11 75H12V74H11ZM11 75L9 76L10 78H11ZM73 75H74V74H73ZM98 75H99V74H98ZM112 75H113V73H112ZM116 75H118V73H117ZM123 75H124V73H123ZM136 75H137V74H136ZM161 75H162V74H161ZM163 75H164V74H163ZM165 75H166V74H165ZM193 75H194V74H193ZM193 75H192V76H193ZM220 75H221V74H220ZM230 75H231V74H230ZM28 76H29L30 78L26 79V77H28ZM79 76H80V74H79ZM83 76H84V75H83ZM85 76H86V75H85ZM93 76H95V75H93ZM103 76H104V75H103ZM119 76H120V75H119ZM129 76H130V75H129ZM143 76H144V75H143ZM143 76H142V77H143ZM148 76H149V75H148ZM159 76H160V75H159ZM175 76H176V75H175ZM185 76H186V75H185ZM192 76H191V77H192ZM12 77H13V76H12ZM18 77H19L20 79H18ZM46 77H47V78H46ZM58 77H59V75H58ZM70 77H71V76H70ZM86 77H87V76H86ZM150 77H151V74H150ZM156 77H157V76H156ZM173 77H174V76H173ZM183 77H184V76H183ZM223 77H224V76H223ZM225 77H227V76H225ZM237 77H238V76H237ZM239 77H240V76H239ZM247 77H248V76H247ZM53 78H55V77H53ZM59 78H60V77H59ZM80 78L82 79L81 76H80ZM101 78H102V77H101ZM126 78H127V77H126ZM136 78H137V77H136ZM145 78H146V77H145ZM145 78H143V79H145ZM151 78H152V77H151ZM180 78H181V77H180ZM184 78H185V77H184ZM196 78H197V77H196ZM1 79H2V78H1ZM3 79H4V78H3ZM3 79H2V80H3ZM7 79H9L8 76H7ZM7 79H6V80H7ZM13 79H14V78H13ZM13 79H12V80H13ZM75 79H76V78H75ZM81 79H80V80H81ZM85 79H86V78H85ZM131 79H132V78H131ZM163 79H164V77H163ZM169 79H171V78H169ZM193 79H194V78H193ZM200 79H201V78H200ZM205 79H206V78H205ZM10 80H11V79H10ZM12 80H11V82H13ZM110 80H111V79H110ZM113 80H114V79H113ZM123 80H124V79H123ZM126 80H127V79H126ZM126 80H125V81H126ZM135 80H136V79H135ZM138 80H139V78H138ZM154 80H156V79H154ZM161 80H162V79H161ZM164 80H165V79H164ZM166 80H167V78H166ZM173 80H174V79H173ZM173 80H171L170 82H172ZM175 80H176V79H175ZM213 80H214V79H213ZM220 80H221V79H220ZM231 80H232V79H231ZM18 81H14V82H18ZM60 81H61V80H60ZM67 81H68V80H67ZM82 81H83V80H82ZM87 81H89V80H87ZM87 81H86V82L84 81V82L87 83ZM101 81H102V80H101ZM114 81H115V80H114ZM128 81H129V80H128ZM140 81H141V79H140ZM186 81H187V80H186ZM195 81H196V80H195ZM205 81H207V79H206ZM248 81H249V80H248ZM58 82H59V81H58ZM75 82H76V81H75ZM91 82H92V81H91ZM91 82H90V83H91ZM143 82H144V81H143ZM148 82H149V81H148ZM153 82H155V81H153ZM163 82H164V81H163ZM163 82H162V83H163ZM168 82H169V81H168ZM191 82H192V81H191ZM199 82H201V81H199ZM199 82H198V84H199ZM203 82H204V81H203ZM231 82H232V81H231ZM235 82H236V81H235ZM239 82H240V81H239ZM246 82H247V81H246ZM76 83H77V82H76ZM93 83H94V82H93ZM115 83H116V82H115ZM119 83H120V79H119ZM132 83H133V82H132ZM134 83H135V82H134ZM134 83H133V85H134ZM150 83H151V82H150ZM166 83H167V82H166ZM177 83H178V82H177ZM188 83H189V82H188ZM188 83H187V84H188ZM205 83H206V82H205ZM208 83H209V82H208ZM210 83H211V82H210ZM0 84H2V83H0ZM3 84H4V83H3ZM7 84H8V82H7ZM60 84H61V83H60ZM83 84H84V83H83ZM100 84H101V83H100ZM124 84H125V83H124ZM127 84H128V83H127ZM135 84H137V83H135ZM142 84H143V83H142ZM153 84H154V83H153ZM174 84H175V83H173V85H174ZM203 84H204V83H203ZM203 84H202V85H203ZM218 84H219V83H218ZM13 85H14V84H13ZM86 85H87V84H86ZM92 85H93V84H92ZM92 85H91V86H92ZM139 85H140V84H139ZM166 85H167V84H166ZM168 85H169V84H168ZM181 85H182V84H181ZM185 85H186V83H185ZM200 85H201V84H200ZM202 85H201V86H202ZM210 85H211V84H210ZM61 86H62V85H61ZM119 86H120V85H119ZM121 86H122V85H121ZM135 86H136V85H135ZM164 86H165V85H164ZM169 86H170V85H169ZM182 86H184V85H182ZM196 86H199V85H194V88H195ZM208 86H209V85H208ZM219 86H220V85H219ZM234 86H235V85H234ZM247 86H248V85H247ZM247 86H246V87H247ZM14 87H15V86H14ZM75 87H76V86H75ZM84 87L87 88V86H84ZM109 87H110V85H109ZM126 87H127V86H126ZM130 87H131V84H130ZM160 87H161V86H160ZM170 87H171V86H170ZM184 87H185V86H184ZM211 87H212V86H211ZM222 87H223V86H222ZM9 88H11V87H9ZM15 88H16V87H15ZM88 88H89V87H88ZM98 88H99V87H98ZM111 88H112V87H111ZM133 88H134V87H133ZM136 88H137V87H136ZM138 88H139V87H138ZM149 88H150V87H149ZM162 88H163V87H162ZM240 88H241V87H240ZM3 89H4V88H3ZM7 89H8V88H7ZM17 89H18V88H17ZM62 89H63V88H62ZM65 89H67V88H64V90H65ZM70 89H71V88H70ZM70 89H69V90H70ZM90 89H91V87H90ZM112 89H113V88H112ZM115 89H116V88H115ZM115 89H114V90H115ZM120 89H121V88H120ZM128 89H129V88H128ZM155 89H156V88H155ZM157 89H158V88H157ZM160 89H161V88H160ZM180 89H181V88H180ZM221 89H222V88H221ZM225 89H226V88H225ZM225 89H224V90H225ZM228 89H229V88H228ZM245 89H246V88H245ZM247 89H250V88L247 87ZM0 90H2V89H0ZM4 90H6V89H4ZM8 90H9V89H8ZM10 90H11V89H10ZM12 90H13V89H12ZM60 90H61V91H60ZM83 90H85V89H83ZM101 90H102V88H101ZM105 90H107V89H105ZM124 90H125V89H124ZM126 90H127V89H126ZM133 90H134V89H133ZM148 90H149V89H148ZM163 90H164V89H163ZM181 90H182V89H181ZM187 90H188V89H187ZM198 90H199V89H198ZM214 90H215V89H214ZM217 90H218V89H217ZM2 91H3V90H2ZM2 91H1V93H2ZM119 91H121V90H119ZM131 91H132V89H131ZM157 91H158V90H157ZM166 91H167V90H166ZM166 91H165V92H166ZM193 91H194V90H193ZM211 91H212V90H211ZM218 91H219V90H218ZM230 91H231V90H230ZM235 91H236V90H235ZM241 91H242V90H241ZM78 92H79V91H78ZM80 92H81V91H80ZM82 92H83V91H82ZM85 92H87V89H86ZM92 92H93V91H92ZM123 92H124V91H123ZM138 92H139V91H138ZM140 92H141V91H140ZM140 92H139V94H140ZM189 92H190V91H189ZM194 92H195V91H194ZM196 92H197V91H196ZM196 92H195V93H196ZM203 92H204V91H203ZM4 93H5V92H4ZM10 93H11V92H10ZM10 93H9V94H10ZM13 93H14V92H13ZM67 93H68V92H67ZM87 93H89V92H87ZM117 93H118V91H117ZM130 93H131V92H130ZM142 93H143V92H142ZM159 93H160V92H159ZM163 93H164V92H163ZM169 93H170V92H169ZM177 93H178V91H177ZM185 93H186V92H185ZM187 93H188V92H187ZM211 93H212V92H211ZM211 93H210V95H211ZM244 93H245V92H244ZM14 94H16V92H15ZM17 94H18V93H17ZM25 94H26V93H25ZM70 94H71V93H70ZM89 94H90V93H89ZM95 94H97V92H96ZM133 94H134V93H133ZM144 94H145V96L147 97L146 93H144ZM161 94H162V93H161ZM164 94H165V93H164ZM166 94H167V93H166ZM166 94H165V95H166ZM250 94H251V93H250ZM3 95H4V94H3ZM26 95H27V94H26ZM61 95H62V94H61ZM86 95H87V94H86ZM129 95H130V94H129ZM151 95H152V94H151ZM158 95H159V94H158ZM171 95H172V94H171ZM188 95H189V94H188ZM218 95H219V93H218ZM241 95H243V94H241ZM15 96H16V95H15ZM38 96H36V97H38ZM79 96H80V95H79ZM97 96H98V95H97ZM141 96H142V95H141ZM145 96H144V98H145ZM155 96H156V95H155ZM162 96H163V95H162ZM183 96H186V95H183ZM189 96H190V95H189ZM193 96H194V95H193ZM212 96H213V94H212ZM231 96H232V95H231ZM233 96H234V95H233ZM58 97H59V96H58ZM133 97H134V96H133ZM135 97H137V96H135ZM142 97H143V96H142ZM142 97H141V98H142ZM157 97H158V96H157ZM172 97H173V96H172ZM177 97H178V95H177ZM186 97H187V96H186ZM194 97H195V96H194ZM198 97H199V96H198ZM200 97H201V96H200ZM225 97H226V96H225ZM227 97H228V96H227ZM237 97H238V96H237ZM3 98H4V97H3ZM17 98H19V96H18ZM31 98H34V97H31ZM46 98H47V97H46ZM71 98H72V97H71ZM97 98H99V97H97ZM150 98H151V97H150ZM188 98H189V97H188ZM195 98H196V97H195ZM204 98H205V97H204ZM219 98H220V97H219ZM10 99H11V98H10ZM10 99H9V100H10ZM12 99H13V98H12ZM66 99H67V98H66ZM72 99H73V98H72ZM75 99H77V98H75ZM85 99H86V98H85ZM87 99H88V98H87ZM87 99H86V101H87ZM94 99L96 100V98H94ZM145 99H146V98H145ZM148 99H149V98H148ZM151 99H152V101H153V98H151ZM200 99H203V98H200ZM209 99H210V98H209ZM213 99H214V98H213ZM226 99H227V98H226ZM239 99H240V98H239ZM14 100H15V99H14ZM30 100H31V99H30ZM54 100H55V99H54ZM60 100H61V99H60ZM67 100H68V99H67ZM140 100H141V99H140ZM171 100H172V99H171ZM175 100H176V99H175ZM180 100H181V99H180ZM185 100H186V99H185ZM193 100H194V99H193ZM203 100H204V99H203ZM260 100H261V99H260ZM1 101H2V100H1ZM1 101H0V102H1ZM19 101L21 102V100H19ZM34 101H35V100H34ZM68 101H69V100H68ZM99 101H101V100H99ZM130 101H132V100H130ZM138 101H139V100H138ZM141 101H142V100H141ZM143 101H144V100H143ZM147 101H149V100H147ZM155 101H156V100H155ZM182 101H183V100H182ZM205 101H206V100H205ZM208 101H209V100H208ZM213 101H215V100H213ZM216 101H217V100H216ZM257 101H258V100H257ZM17 102H18V101H17ZM22 102H23V101H22ZM31 102H32V101H31ZM46 102H47V101H46ZM81 102H82V101H81ZM94 102H95V101H94ZM101 102H102V101H101ZM135 102H136V101H135ZM139 102H140V101H139ZM145 102H146V101H145ZM176 102H177V101H176ZM201 102H202V101H201ZM203 102H204V101H203ZM206 102H207V101H206ZM229 102H230V101H229ZM236 102H237V101H236ZM34 103H35V102H34ZM34 103H33V104H34ZM78 103H79V102H78ZM78 103H77V104H78ZM83 103H84V101H83ZM85 103H86V102H85ZM87 103H88V102H87ZM95 103H96V102H95ZM104 103H107V102H104ZM150 103H151V101H150ZM169 103H171V102H169ZM189 103H190V101H189ZM209 103H211V102H209ZM213 103H214V102H213ZM218 103H219V102H218ZM9 104H10V103H9ZM11 104H13V103H11ZM11 104H10V105H11ZM21 104H22V103H21ZM25 104H26V103H25ZM62 104H63V103H62ZM93 104H94V103H93ZM141 104H142V103H141ZM143 104H144V103H143ZM153 104H154V103H153ZM174 104H175V103H174ZM178 104H179V103H178ZM178 104H177V105H178ZM182 104H183V103H182ZM194 104H195V103H194ZM198 104H199V103H198ZM198 104H197V105H198ZM207 104H208V103H207ZM211 104H212V103H211ZM215 104H216V103H215ZM215 104H213V105H215ZM222 104H223V103H222ZM247 104H248V103H247ZM23 105H24V104H23ZM57 105H58V104H57ZM83 105H84V104H83ZM104 105H106V104H104ZM146 105H147V104H146ZM190 105H191V104H190ZM205 105H206V104H205ZM259 105H260V104H259ZM4 106H5V105H4ZM32 106H33V105H32ZM55 106H56V105H55ZM60 106H61V105H60ZM90 106H91V105H90ZM137 106H138V105H137ZM203 106H204V105H203ZM224 106H225V105H224ZM251 106H252V105H251ZM7 107H8V106H7ZM16 107H17V106H16ZM22 107H23V106H22ZM56 107H57V106H56ZM58 107H59V106H58ZM62 107H63V106H62ZM72 107H73V106H72ZM81 107H82V106H81ZM88 107H89V106H88ZM106 107H107V106H106ZM129 107H130V106H129ZM133 107H134V106H133ZM133 107H132V108H133ZM148 107H149V106H148ZM155 107H158V106H155ZM155 107H154V108H155ZM179 107H180V106H179ZM181 107H182V106H181ZM195 107H196V106H195ZM206 107H207V106H206ZM221 107H222V106H221ZM230 107H231V106H230ZM239 107H240V106H239ZM239 107H238V109H240ZM254 107H256V106H254ZM20 108H21V107H20ZM26 108H27V107H26ZM32 108H33V107H32ZM32 108H31V109H32ZM43 108H44V107H43ZM76 108H77V107H76ZM93 108H94V107H93ZM93 108H92V109H93ZM124 108H125V107H124ZM137 108H138V107H137ZM137 108H136V109H137ZM226 108H227V107H226ZM24 109H25V108H24ZM45 109H46V108H45ZM58 109H62V108L59 107ZM90 109H91V108H90ZM110 109H111V108H110ZM134 109H135V107H134ZM136 109H135V110H136ZM143 109H144V108H143ZM179 109H180V108H179ZM201 109H202V108H201ZM233 109H235V108H233ZM6 110H7V109H6ZM6 110H5V111H6ZM25 110H26V109H25ZM32 110H33V109H32ZM34 110H35V109H34ZM37 110H38V109H37ZM37 110H36V111H37ZM53 110H54V109H53ZM56 110H57V109H56ZM62 110H63V109H62ZM62 110H61V111H62ZM102 110H103V109H102ZM112 110H113V109H112ZM115 110H116V108H115ZM123 110H124V109H123ZM130 110H132V109H130ZM138 110H139V109H138ZM141 110H142V108H141ZM144 110H145V109H144ZM150 110H152V109H150ZM156 110H157V109H156ZM204 110H205V108H204ZM210 110H211V109H210ZM241 110H243V109H241ZM15 111H16V110H15ZM36 111H35V112H36ZM63 111H64V110H63ZM72 111H73V110H72ZM83 111H84V110H83ZM95 111H96V110H95ZM121 111H122V110H121ZM127 111H128V110H127ZM157 111H158V110H157ZM188 111H189V110H188ZM200 111H201V110H200ZM237 111H238V110H237ZM10 112H11V111H10ZM12 112H13V111H12ZM29 112H30V111H29ZM91 112H92V111H91ZM119 112H120V111H119ZM139 112H140V111H139ZM139 112H138V113H139ZM180 112H181V111H180ZM190 112H191V111H190ZM201 112H202V111H201ZM6 113H7V112H6ZM15 113H16V112H15ZM37 113H38V112H37ZM37 113H36V115H37ZM39 113H41V112H39ZM46 113H47V112H46ZM63 113H65V112H63ZM75 113H76V112H75ZM113 113H114V112H113ZM120 113H121V112H120ZM122 113H123V112H122ZM143 113H144V112H143ZM177 113H178V112H177ZM195 113H196V112H195ZM67 114H68V113H67ZM93 114H94V113H93ZM101 114H102V113H101ZM105 114H106V113H105ZM128 114H129V113H128ZM145 114H146V112H145ZM150 114H151V113H150ZM150 114H149V115H150ZM158 114H159V113H158ZM165 114H167V113H165ZM169 114H171V113H169ZM184 114H185V113H184ZM36 115H35V116H36ZM45 115H46V114H45ZM47 115H48V114H47ZM62 115H64V114H62ZM62 115H61V116H62ZM156 115H157V114H156ZM194 115H195V114H194ZM197 115H198V114H197ZM7 116H8V115H7ZM9 116H10V115H9ZM39 116H40V115H39ZM41 116H42V115H41ZM70 116H71V115H70ZM140 116H141V114H140ZM144 116H145V115H144ZM154 116H155V114H154ZM154 116H153V117H154ZM159 116H160V115H159ZM171 116H172V115H171ZM10 117H12V116H10ZM46 117H47V116H45V119H46ZM64 117H65V116H64ZM105 117H106V116H105ZM147 117H148V116H147ZM149 117H150V116H149ZM165 117H167V116H165ZM172 117H173V116H172ZM210 117H211V116H210ZM240 117H241V116H240ZM53 118H54V117H53ZM67 118H68V117H67ZM71 118H72V117H71ZM77 118H78V117H77ZM97 118H99V117H97ZM108 118H110V117H108ZM112 118H113V117H112ZM120 118H121V117H120ZM129 118H130V117H129ZM139 118H140V117H139ZM142 118H143V117H142ZM156 118H157V117H155L154 119H156ZM204 118H206V117H204ZM214 118H215V117H214ZM214 118H213V119H214ZM218 118H219V117H218ZM224 118H225V117H224ZM7 119H8V118H7ZM42 119H43V117H42ZM60 119H61V118H59L58 120H60ZM72 119H73V118H72ZM80 119H81V118H80ZM93 119H95V118H93ZM102 119H103V118H102ZM105 119H106V118H105ZM122 119H123V118H122ZM122 119H121V120H122ZM134 119L136 120V118H134ZM157 119H158V118H157ZM162 119H163V118H162ZM168 119H169V118H168ZM172 119H173V118H171V120H172ZM192 119H194V118H192ZM199 119H200V118H199ZM201 119H203V118H201ZM209 119H210V118H209ZM216 119H217V118H216ZM37 120H38V119H37ZM52 120H53V119H52ZM70 120H71V119H70ZM110 120H111V119H110ZM110 120H109V121H110ZM125 120H126V119H125ZM145 120H146V119H145ZM147 120H148V119H147ZM149 120H150V119H149ZM166 120H167V119H166ZM185 120H186V119H185ZM217 120H218V119H217ZM221 120H223V119H221ZM225 120H226V119H225ZM9 121H10V120H9ZM16 121H17V120H16ZM42 121H43V120H42ZM64 121H65V120H64ZM88 121H89V120H88ZM161 121H162V120H161ZM168 121H169V120H168ZM187 121H188V120H187ZM197 121H198V120H197ZM233 121H234V120H233ZM236 121H237V120H236ZM13 122H14V121H13ZM13 122H12V123H13ZM53 122H54V121H53ZM68 122H69V121H68ZM71 122H73V121H71ZM71 122H70V123H71ZM92 122H93V121H92ZM101 122H102V121H101ZM112 122H113V121H112ZM142 122H143V121H142ZM151 122H154V121H151ZM158 122H159V121H158ZM166 122H167V121H166ZM174 122H175V121H174ZM214 122H215V121H214ZM237 122H238V121H237ZM6 123H7V122H6ZM48 123H49V122H48ZM63 123H64V122H63ZM70 123H69V124H70ZM90 123H91V122H90ZM105 123H106V122H105ZM134 123H135V122H134ZM137 123H138V122H137ZM139 123H140V122H139ZM160 123H161V122H160ZM177 123H179V122H177ZM191 123H192V122H191ZM195 123H196V122H195ZM199 123H200V122H199ZM245 123H246V122H245ZM20 124H21V123H20ZM22 124H23V122H22ZM34 124H35V123H34ZM36 124H37V123H36ZM45 124H47V123H45ZM93 124H94V123H93ZM93 124H92V125H93ZM96 124H97V123H96ZM118 124H120V123H118ZM126 124H127V123H126ZM163 124H165V123H163ZM172 124H173V123H172ZM172 124H171V125H172ZM188 124H189V123H188ZM197 124H198V123H197ZM222 124H223V123H222ZM235 124H236V123H235ZM237 124H238V123H237ZM4 125H5V124H4ZM37 125H38V124H37ZM52 125H53V124H52ZM60 125H61V124H60ZM106 125H107V124H106ZM112 125H113V123H112ZM116 125H117V124H116ZM128 125H130V124L128 123ZM143 125H144V124H143ZM165 125H166V124H165ZM169 125H170V124H169ZM190 125H191V124H190ZM190 125H189L188 127H191ZM248 125H249V124H248ZM8 126H9V125H8ZM11 126H12V125H11ZM30 126H31V125H30ZM46 126H47V125H46ZM56 126H57V125H56ZM63 126H64V125H63ZM93 126H94V125H93ZM163 126H164V125H163ZM195 126H196V125H195ZM239 126H240V125H239ZM5 127H6V126H5ZM31 127H33V126H31ZM36 127H37V126H36ZM65 127H66V126H65ZM65 127H64V128H65ZM114 127H116V126H114ZM114 127H113V128H114ZM132 127H133V125H132ZM132 127H131V129H132ZM141 127H142V126H141ZM143 127H144V126H143ZM172 127H173V126H172ZM179 127H180V126H179ZM179 127H178V128H179ZM185 127H186V126H185ZM188 127H187V129H188ZM240 127H241V126H240ZM249 127H250V126H249ZM249 127H248V128H249ZM8 128H9V127H8ZM25 128H26V127H25ZM40 128H41V127H40ZM68 128H69V127H68ZM76 128H77V127H76ZM95 128H96V127H94V130H95ZM109 128H110V127H109ZM138 128H139V127H138ZM164 128H165V127H164ZM174 128H175V126H174ZM226 128H227V127H226ZM234 128H235V127H234ZM12 129H13V128H12ZM17 129H18V128H17ZM21 129H22V128H21ZM42 129H43V128H42ZM55 129H56V128H55ZM77 129H78V128H77ZM100 129H103V128H100ZM106 129H107V128H106ZM118 129H119V128H118ZM141 129H142V128H141ZM147 129H148V128H147ZM170 129H171V128H170ZM172 129H173V128H172ZM175 129H176V128H175ZM185 129H186V128H185ZM239 129H240V128H239ZM239 129H238V130H239ZM251 129H252V128H251ZM27 130H28V129H27ZM43 130H44V129H43ZM92 130H93V129H92ZM124 130H125V129H124ZM127 130H129V129H127ZM137 130H138V129H136L135 131H137ZM144 130H145V128H144ZM176 130H177V129H176ZM14 131H15V130H14ZM25 131H26V130H25ZM29 131H30V130H28V132H29ZM39 131H40V130H39ZM45 131H46V130H45ZM50 131H51V130H50ZM54 131H55V130H54ZM139 131H140V130H139ZM183 131H184V130H183ZM189 131H190V130H189ZM192 131H193V130H192ZM197 131H198V129H197ZM228 131H229V130H228ZM246 131H247V130H246ZM253 131H254V130H253ZM9 132H10V131H9ZM55 132H56V131H55ZM65 132H66V131H65ZM72 132H73V131H72ZM82 132H83V131H82ZM89 132H90V131H89ZM108 132H109V131H108ZM130 132H131V130H130ZM133 132H134V131H133ZM137 132H138V131H137ZM174 132H175V131H174ZM243 132H244V131H243ZM247 132H248V131H247ZM263 132H264V131H263ZM34 133H35V132H34ZM70 133H71V132H70ZM76 133H77V132H76ZM98 133H99V132H98ZM125 133H126V132H125ZM138 133H139V132H138ZM148 133H149V132H148ZM185 133H186V132H185ZM192 133H193V132H192ZM241 133H242V132H241ZM255 133H256V131H255ZM1 134H2V133H1ZM22 134H23V133H22ZM67 134H68V133H67ZM77 134H78V133H77ZM91 134H93V132H92ZM116 134H117V133H116ZM118 134H119V133H118ZM127 134H128V133H127ZM131 134H132V133H131ZM12 135H13V134H12ZM16 135H17V134H16ZM29 135H31V134H29ZM54 135H55V133H54ZM96 135H98V134H96ZM113 135H114V134H113ZM146 135H147V134H146ZM47 136H48V134H47ZM94 136H95V135H94ZM94 136H93V137H94ZM135 136H136V135H135ZM137 136H138V134H137ZM252 136H253V135H252ZM256 136H257V135H256ZM4 137H5V136H4ZM8 137H9V136H8ZM25 137H26V136H25ZM35 137H36V136H35ZM37 137H38V136H37ZM37 137H36V138H37ZM39 137H41V136H39ZM67 137H68V136H67ZM67 137H66V138H67ZM70 137H71V136H70ZM79 137H80V136H79ZM81 137H82V136H81ZM91 137H92V136H91ZM100 137H101V136H100ZM107 137H108V136H107ZM116 137H117V136H116ZM139 137H141V136L139 135ZM189 137H190V136H189ZM5 138H6V137H5ZM15 138H16V137H15ZM94 138L96 139V137H94ZM112 138H114V137H112ZM121 138H122V137H121ZM128 138H129V137H128ZM183 138H184V137H183ZM186 138H187V137H186ZM225 138H226V137H225ZM229 138H230V136H229ZM255 138H256V137H255ZM26 139H27V138H26ZM33 139H34V137H33ZM70 139H71V138H70ZM76 139H77V138H76ZM78 139H79V138H78ZM82 139H83V138H82ZM84 139H86V138H84ZM88 139H89V138H88ZM98 139H101V138H98ZM104 139H107V138H104ZM114 139H115V138H114ZM114 139H112V140H114ZM116 139H117V138H116ZM124 139H125V138H124ZM141 139H142V138H141ZM143 139H144V138H143ZM143 139H142V140H143ZM148 139H149V138H148ZM189 139H190V138H189ZM189 139H188V140H189ZM220 139H222V138L220 137ZM220 139H219V140H220ZM223 139H224V138H223ZM223 139H222V140H223ZM259 139H260V138H259ZM28 140H29V139H28ZM30 140H31V139H30ZM34 140H35V139H34ZM59 140H60V139H59ZM72 140H73V139H72ZM72 140H71V141H72ZM96 140H97V139H96ZM96 140H95V141H96ZM228 140H229V139H228ZM228 140H227V141H228ZM232 140H233V139H232ZM256 140H257V139H256ZM2 141H3V140H2ZM39 141H41V140H39ZM60 141H62V140H60ZM85 141H86V140H85ZM101 141H102V140H101ZM107 141H108V140H107ZM136 141H137V140H136ZM195 141H196V140H195ZM224 141H225V140H224ZM229 141H230V140H229ZM0 142H1V141H0ZM3 142H4V141H3ZM29 142H30V141H29ZM29 142H26V143H29ZM36 142H37V141H36ZM44 142H45V141H44ZM57 142H58V141H57ZM62 142H63V141H62ZM65 142H66V141H65ZM90 142H91V141H90ZM105 142H106V141H105ZM111 142H112V141H111ZM111 142H110V143H111ZM114 142H115V140H114ZM116 142H117V141H116ZM120 142H122V141H120ZM137 142L139 143L140 141H137ZM201 142H202V141H201ZM221 142H222V141H221ZM221 142H220V143H221ZM230 142H231V141H230ZM12 143H13V142H12ZM14 143H15V142H14ZM31 143H32V142H31ZM34 143H35V142H34ZM34 143H33V144H34ZM41 143H43V142H41ZM53 143H54V142H53ZM67 143H68V142H67ZM73 143H74V142H73ZM123 143H124V142H123ZM176 143H177V142H176ZM190 143H191V142H190ZM192 143H193V142H192ZM234 143H235V142H234ZM1 144H2V142H1ZM48 144H49V142H48ZM65 144H66V143H65ZM68 144H69V143H68ZM79 144H80V142H79ZM83 144H84V143H83ZM92 144H93V143H92ZM92 144H91V145H92ZM115 144L117 145V143H115ZM118 144H119V143H118ZM222 144H223V143H222ZM222 144H221V145H222ZM227 144H228V143H227ZM17 145H18V144H17ZM21 145H22V144H21ZM31 145H32V144H31ZM95 145H96V144H95ZM107 145L109 146V142L107 143ZM111 145L113 146V144H111ZM116 145H115V146H116ZM120 145H122V144H120ZM124 145H125V144H123V147L125 148L126 145H125V146H124ZM146 145H147V144H146ZM174 145H175V144H174ZM178 145H179V144H178ZM192 145H193V144H192ZM225 145H226V144H225ZM229 145H230L231 147L233 146V144H232V145L229 144ZM239 145H240V144H239ZM0 146H1V145H0ZM38 146H39V145H38ZM112 146H111V147H112ZM155 146H156V145H155ZM188 146H189V144H188ZM193 146H194V145H193ZM202 146H203V145H202ZM216 146H218V145L216 144ZM219 146H220V144H219ZM222 146H223V145H222ZM222 146H221V147H222ZM234 146H235V145H234ZM59 147H60V146H59ZM92 147H94V146H92ZM96 147H97V146H96ZM104 147H105V145H104ZM117 147H119V146H117ZM138 147H139V146H138ZM138 147H137V148H138ZM195 147H196V145H195ZM28 148H29V147H28ZM34 148H35V147H34ZM48 148H49V147H48ZM57 148H58V147H57ZM61 148H62V147H61ZM66 148H67V147H66ZM86 148H88V147H86ZM94 148H95V147H94ZM106 148H107V147H106ZM113 148H114V147H113ZM115 148H116V147H115ZM145 148H146V147H145ZM149 148H150V147H149ZM157 148H158V147H157ZM163 148H164V147H163ZM174 148H175V147H174ZM187 148H188V147H187ZM191 148H192V147H191ZM198 148H199V147H198ZM198 148H196V149H198ZM218 148H219V147H218ZM218 148H217V150H219ZM235 148H236V147H235ZM0 149H1V148H0ZM3 149H4V148H3ZM12 149H13V148H12ZM22 149H23V148H22ZM39 149H40V147H39ZM64 149H65V148H64ZM73 149H74V148H73ZM75 149H76V148H75ZM82 149H83V147H82ZM90 149H91V148H90ZM90 149H89V150H90ZM130 149H131V147H130ZM159 149H160V148H159ZM189 149H190V148H189ZM223 149H224V147H223ZM226 149H227V150H225L226 152H231V150H230L231 148L226 147ZM1 150H2V149H1ZM19 150H20V149H19ZM23 150H24V149H23ZM25 150H26V149H25ZM43 150H44V149H43ZM43 150H42V151H43ZM46 150H47V149H46ZM57 150H61V149H57ZM85 150H86V149H85ZM85 150H83V151H85ZM92 150H93V149H92ZM116 150H118V149H116ZM125 150H126V149H125ZM156 150H157V149H156ZM168 150H169V149H168ZM192 150H193V149H192ZM192 150H190V151H192ZM201 150H202V147H201ZM217 150H216V151H217ZM235 150H236V149H235ZM21 151H22V150H21ZM42 151H41V152H42ZM54 151H55V150H54ZM54 151H53V152H54ZM74 151H75V150H74ZM99 151H100V150H99ZM99 151H98V152H99ZM126 151H127V150H126ZM130 151H132V150H130ZM164 151H165V149H164ZM195 151H196V150H195ZM221 151H222V150H221V148H220V152H221ZM240 151H241V150H240ZM240 151H238V153H239ZM8 152H9V151H8ZM23 152H24V151H23ZM28 152H29V151H28ZM45 152H46V151H45ZM55 152H56V151H55ZM63 152H64V151H63ZM69 152H70V151H69ZM87 152H88V151H87ZM169 152H170V151H169ZM184 152H185V151H184ZM199 152H200V151H199ZM30 153H31V152H30ZM39 153H40V152H39ZM42 153H43V152H42ZM48 153H49V152H48ZM51 153H52V152H51ZM58 153H59V152H58ZM123 153H124V152H123ZM123 153H122V154H123ZM128 153L130 154V152H128ZM133 153H134V152H133ZM133 153H131V154H133ZM137 153H138V152H137ZM162 153H163V152H162ZM164 153H165V152H164ZM166 153H167V152H166ZM181 153H182V152H181ZM193 153H194V152H193ZM234 153H236V152H234ZM3 154H4V153H3ZM26 154H27V153H26ZM31 154H32V153H31ZM33 154H34V153H33ZM35 154H36V151H35ZM63 154H64V153H63ZM63 154H62V155H63ZM66 154L68 155L67 152H66ZM93 154H95V153H93ZM93 154H92V155H93ZM116 154H117V153H116ZM119 154H121V153H119ZM174 154H175V153H174ZM198 154H199V153H198ZM201 154H202V153H201ZM218 154L221 156V154H223V153H219V152H218ZM231 154H232V153H231ZM236 154H237V153H236ZM244 154H245V153H244ZM0 155H1V154H0ZM15 155H16V154H15ZM36 155H37V154H36ZM36 155H35V156H36ZM44 155H45V154H44ZM67 155H65V156H67ZM69 155H70V154H69ZM87 155H88V153H87ZM90 155H91V154H90ZM99 155H100V154H99ZM105 155H107V154H105ZM137 155H138V154H137ZM137 155H136V157H137ZM142 155H144V154H142ZM190 155H191V154H190ZM225 155H226V153H225ZM232 155H233V154H232ZM241 155H242V154H241ZM2 156H3V155H2ZM4 156H5V155H4ZM40 156H41V155H40ZM94 156H95V155H94ZM97 156H98V155H97ZM122 156H123V158H124L125 155H122ZM133 156H135V155L133 154ZM148 156H150V155H148ZM202 156H203V155H202ZM204 156H205V155H204ZM220 156H219V157H220ZM228 156H230V155H228ZM234 156H235V155H234ZM238 156L240 157V155H238ZM26 157H27V156H26ZM71 157H72V155H71ZM76 157H77V156H76ZM105 157H107V156H105ZM131 157H132V156H131ZM131 157H130V158H131ZM136 157H135V158H136ZM139 157H140V155H139ZM151 157H153V156H151ZM164 157H165V156H164ZM178 157H180V156H178ZM182 157H184V156H182ZM191 157H192V156H191ZM217 157H218V155H217ZM245 157H246V156H245ZM4 158H5V157H4ZM9 158H10V157H9ZM36 158H37V156H36ZM68 158H69V157H68ZM90 158H91V157H90ZM93 158H94V157H93ZM165 158H166V157H165ZM193 158H194V157H193ZM196 158H197V156H196ZM204 158H205V157H204ZM220 158H221V157H220ZM223 158H224V157H223ZM225 158H226V157H225ZM241 158H242V157H240V159H241ZM2 159H3V158H2ZM6 159H7V158H6ZM39 159H40V158H39ZM42 159H44V158H42ZM69 159H70V158H69ZM74 159H75V158H74ZM120 159H121V158H120ZM131 159H133V158H131ZM151 159H152V158H151ZM158 159H160V158H157V160H158ZM167 159H169V158H167ZM167 159H166V160H167ZM170 159H171V158H170ZM181 159H182V158H181ZM226 159H227V158H226ZM231 159H232V158H231ZM233 159H234V157H233ZM242 159H243V158H242ZM12 160H13V159H12ZM80 160H81V159H80ZM93 160H94V159H93ZM99 160H100V159H99ZM103 160H104V159H103ZM123 160H126V158H124ZM134 160H135V159H134ZM141 160H142V159H141ZM153 160H155V159H153ZM174 160H176V159H174ZM182 160H183V159H182ZM199 160H200V159H199ZM218 160H219V159H218ZM234 160H235V159H234ZM238 160H239V159H238ZM5 161H6V160H5ZM14 161H15V160H14ZM30 161H31V160H30ZM32 161H33V160H32ZM34 161H35V160H34ZM46 161H47V160H46ZM101 161H102V160H101ZM109 161H110V160H109ZM109 161H108V162H109ZM131 161H132V160H131ZM169 161H170V160H169ZM172 161H173V159H172ZM195 161H196V160H195ZM195 161H194V162H195ZM219 161H220V160H219ZM239 161H240V160H239ZM244 161H245V160H244ZM6 162H7V161H6ZM10 162L13 163V161H10ZM16 162H17V161H16ZM71 162H72V159H71ZM74 162H75V161H74ZM85 162H86V161H85ZM91 162H94V161H91ZM95 162H96V161H95ZM138 162H140V161H138ZM144 162H145V161H143L142 163H144ZM162 162H163V161H162ZM164 162H165V161H164ZM178 162H179V161H178ZM180 162H181V161H180ZM223 162H224V159H223ZM225 162H226V161H225ZM8 163H9V162H8ZM8 163H7V165H8ZM14 163H15V162H14ZM27 163H28V162H27ZM46 163H47V162H46ZM120 163H121V162H120ZM120 163H119V164H120ZM135 163H136V162H135ZM150 163H151V161H149V164H150ZM174 163H175V162H174ZM200 163H201V162H200ZM242 163H243V162H242ZM1 164H2V163H1ZM16 164H18V163H16ZM38 164H39V163H38ZM43 164H44V163H43ZM65 164H66V163H65ZM72 164H73V163H72ZM75 164H76V163H75ZM75 164H74V165H75ZM79 164H80V163H79ZM79 164H78V165H79ZM91 164H92V163H91ZM125 164H126V163H125ZM165 164H166V163H165ZM187 164H188V163H187ZM189 164H190V163H189ZM202 164H203V163H202ZM240 164H241V162H240ZM243 164H244L245 167H246V164H245V163H243ZM81 165H82V164H81ZM127 165H128V164H127ZM131 165H132V164H131ZM145 165H146V164H145ZM145 165H144V166H145ZM150 165H151V164H150ZM153 165H155V164H153ZM161 165H162V164H161ZM178 165H179V164H178ZM185 165H186V164H185ZM190 165H191V164H190ZM197 165H199V164H197ZM204 165H205V164H203V166H204ZM224 165H225V163H224ZM9 166H11V165L9 164ZM12 166H13V165H12ZM25 166H26V165H25ZM43 166H44V165H43ZM68 166H69V165H68ZM75 166H76V165H75ZM98 166H99V165H98ZM121 166H122V165H121ZM123 166H124V165H123ZM129 166H130V165H129ZM141 166L143 167V165H141ZM141 166H140L139 169H137V171H140V172L142 171ZM146 166H147V165H146ZM148 166H149V165H148ZM148 166H147V167H148ZM186 166H187V165H186ZM186 166H185V167H186ZM256 166H258V165H256ZM15 167H16V166H15ZM90 167H91V166H90ZM106 167H107V166H104V168H106ZM138 167H139V166H138ZM150 167H151V166H150ZM152 167H154V166H152ZM152 167H151V168H152ZM155 167H156V165H155ZM169 167H170V165H169ZM177 167H178V166H177ZM185 167H184V168H185ZM208 167H209V166H208ZM221 167H222V165H221ZM226 167H227V166H226ZM226 167L224 166L222 169H224V168L226 169ZM13 168H14V167H13ZM34 168L36 169V167H34ZM38 168H39V167H38ZM54 168H55V167H54ZM66 168H67V167H66ZM80 168H81V167H80ZM82 168H83V166H82ZM97 168H98V167H97ZM102 168H103V167H102ZM130 168H131V167H130ZM132 168H133V167H132ZM134 168H135V169H134ZM134 168H133V169L136 170V167H134ZM143 168H144V167H143ZM148 168H149V167H148ZM193 168H194V167H193ZM227 168H228V167H227ZM257 168H258V167H257ZM262 168H264V167H262ZM30 169H31V168H30ZM40 169H41V168H40ZM83 169H84V168H83ZM87 169H88V168H87ZM145 169H146V168H145ZM190 169H191V168H190ZM195 169H197V168H195ZM230 169H231V168H230ZM238 169H239V167H238ZM245 169H246V168H245ZM25 170H26V169H25ZM49 170H50V168H49ZM54 170H55V169H54ZM71 170H72V169H71ZM78 170H79V169H78ZM104 170H105V169H104ZM121 170H122V169H121ZM125 170H126V169H125ZM128 170H129V169H128ZM134 170H133V171H134ZM143 170H144V169H143ZM152 170H155V169H152ZM166 170H167V169H166ZM166 170H164V172H165ZM170 170H172V169H170ZM185 170H186V169H185ZM187 170H188V169H187ZM201 170H202V169H201ZM231 170H232V169H231ZM231 170H230V171H231ZM235 170H236V169H235ZM235 170H234V171H235ZM3 171H4V170H3ZM19 171H20V170H19ZM19 171H18V172H19ZM22 171H23V170H22ZM26 171H27V170H26ZM29 171H31V170H29ZM37 171H38V170H37ZM86 171H87V170H86ZM116 171H117V170H116ZM118 171H119V170H118ZM131 171H132V170H131ZM145 171H146V170H145ZM150 171H151V170H150ZM157 171H158V170H157ZM157 171H156V172H157ZM168 171H169V170H168ZM172 171H173V170H172ZM172 171H171V172H172ZM181 171H182V170H181ZM193 171H194V170H193ZM199 171H200V170H199ZM199 171H198V172H199ZM234 171H233V173H234ZM245 171H246V170H245ZM245 171H244V172L242 171V173H244V175H245ZM16 172H17V171H16ZM35 172H36V171H35ZM51 172H52V171H51ZM63 172H64V171H63ZM70 172H71V171H70ZM73 172H74V170H73ZM81 172H83V171H81ZM120 172H121V171H120ZM135 172H136V171H135ZM156 172H155V173H156ZM164 172H162V173H164ZM173 172H174V171H173ZM173 172H172V173H173ZM185 172H186V171H185ZM225 172H226V171H225ZM20 173H21V172H20ZM41 173H42V172H41ZM75 173H76V172H75ZM85 173H86V172H85ZM92 173H93V172H92ZM147 173H148V172H147ZM149 173H150V172H149ZM149 173H148V174H149ZM174 173H176V172H174ZM188 173H189V172H188ZM190 173H192V172H190ZM194 173H195V172H194ZM202 173H204V172L202 171ZM205 173H206V172H205ZM221 173H222V171H221ZM231 173H232V172H231ZM235 173H236V172H235ZM235 173H234V174H235ZM242 173H241V174H242ZM21 174H22V173H21ZM26 174H27V173H26ZM32 174H33V171H32ZM53 174H54V173H53ZM60 174H61V173H60ZM73 174H74V173H73ZM126 174H127V173H126ZM137 174H138V173H137ZM151 174H152V173H151ZM157 174H158V173H156L155 175H157ZM178 174H179V173H178ZM178 174H177V175H178ZM196 174H197V173H196ZM210 174H211V173H210ZM210 174H209V175H210ZM213 174H214V172H213ZM213 174H212V175H213ZM27 175H29V174H27ZM159 175H162V174L160 173ZM163 175H164V174H163ZM186 175H187V174H186ZM199 175H200V173H199ZM201 175H203V174H201ZM212 175H211V176H212ZM214 175H215V174H214ZM248 175H249V173H248ZM3 176H4V175H3ZM42 176H43V175H42ZM141 176H142V175H141ZM149 176H151V175H149ZM149 176H148V178H150V179H151V178H153V179H154V178H155V179H156V178H157V179L160 178V177L158 178V176H157V177H156V176L153 177V175H152V177H149ZM172 176H173V175H172ZM240 176H241V178H242V175H240ZM240 176H239V177H240ZM0 177H1V175H0ZM126 177H127V176H126ZM164 177H165V175H164ZM164 177H163V178H164ZM166 177H167V176H166ZM180 177H183V176H180ZM180 177H179V179H180ZM184 177H185V176H184ZM188 177H189V176H188ZM202 177H204V176H202ZM247 177H248V176H247ZM143 178H144V177H143ZM143 178H142V179H143ZM206 178H207V177H206ZM209 178H210V177H209ZM243 178H244V177H243ZM245 178H246V176H245ZM0 179H1V178H0ZM140 179H141V178H140ZM144 179H146V177H145ZM153 179H151V180H153ZM155 179H154V180H155ZM157 179H156V180H157ZM160 179H161V178H160ZM194 179H195V178H194ZM197 179H198V178H197ZM238 179H239V178H238ZM247 179H248V178H247ZM3 180H4V179H3ZM5 180H7V179H5ZM180 180H181V179H180ZM184 180H185V179H184ZM189 180H190V179H189ZM199 180H200V179H199ZM211 180L214 182L215 177L212 176V179H211ZM217 180H218V179H217ZM245 180H246V179H244V181H245ZM142 181H143V180H142ZM144 181H145V180H144ZM165 181H167V180H165ZM168 181H169V180H168ZM206 181H207V183H208V180H206ZM206 181H205V182H206ZM237 181H238V180H237ZM244 181H243V182H244ZM249 181L251 182V180H249ZM258 181H259V180H258ZM7 182H8V181H7ZM24 182H25V181H24ZM24 182H23V183H24ZM131 182H132V181H131ZM196 182H197V181H196ZM213 182H212V183H213ZM215 182H216V180H215ZM219 182H220V181H219ZM240 182H241V181H240ZM240 182H239V183H240ZM256 182H257V181H256ZM3 183H4V182H3ZM145 183H146V181H145ZM207 183H206V184H207ZM232 183H233V182H232ZM237 183H238V182H237ZM237 183H233V185H235V187H237V188H242V187H244V184H246L247 182H244L243 185H242V184H237ZM254 183H255V182H254ZM258 183L260 184V181H259ZM262 183H263V181H262ZM5 184H6V183H5ZM7 184H8V183H7ZM18 184H19V183H18ZM216 184H217V183H216ZM247 184H249V183H247ZM250 184H251V183H250ZM250 184H249V185H250ZM252 184H253V183H252ZM256 184H257V183H256ZM259 184H257L256 187H258ZM0 185H1V184H0ZM184 185H185V184H184ZM195 185H196V184H195ZM198 185H199V184H198ZM202 185H203V183H202ZM204 185H205V184H204ZM214 185H215V184H214ZM218 185H220V184H218ZM249 185H246V187L249 186ZM3 186H4V184H3ZM17 186H19V185H16V187H17ZM215 186H217V185H215ZM220 186H221V185H220ZM220 186H218V187H220ZM253 186H254V185H253ZM262 186L264 187V184H263ZM135 187H136V186H135ZM137 187H138V186H137ZM189 187H190V186H189ZM195 187H196V186H195ZM203 187H204V186H203ZM208 187H209V186H208ZM212 187H213V186H212ZM251 187H252V185H251ZM260 187H261V185H260ZM263 187H262V188H263ZM192 188H194V187H192ZM201 188H202V187H201ZM201 188H200V189H201ZM205 188H206V187H205ZM215 188H216V187H215ZM233 188H234V187H233ZM253 188H254V187H253ZM262 188H261V189H262ZM17 189H18V188H17ZM23 189H24V188H23ZM135 189H138V188H135ZM197 189H198V188H197ZM218 189H219V188H217V190H218ZM222 189H223V188H222ZM242 189H243V188H242ZM242 189H241V190H242ZM261 189H260V191H261ZM138 190H139V189H138ZM236 190H237V189H236ZM262 190H263V189H262ZM0 191H1V190H0ZM9 191H10V190H9ZM17 191H18V190H17ZM21 191H23V190H21ZM135 191H136V190H135ZM210 191H211V190H210ZM215 191H216V189H215ZM250 191H252V190H250ZM257 191H259V190H257ZM260 191H259V192H260ZM14 192H15V191H14ZM18 192H19V191H18ZM23 192H25V191H23ZM23 192H22V193H23ZM197 192H198V191H197ZM211 192H213V191H211ZM238 192H241V191L238 190ZM253 192H254V191H253ZM255 192H256V190H255ZM9 193H10V192H9ZM16 193H17V192H16ZM22 193H21V194H22ZM137 193H138V192H137ZM140 193H141V192L139 191V194H140ZM24 194H25V193H24ZM239 194H240V193H239ZM251 194H252V193L250 192V196H249L250 198H249V199H251ZM257 194H258V193H257ZM257 194L255 193V195H257ZM260 194H262V193L260 192ZM260 194H259V195H260ZM0 195H1V194H0ZM7 195H8V194H6V196H7ZM16 195H17V194H16ZM18 195H19V194H18ZM27 195H28V194H27ZM27 195H26V196H27ZM208 195H209V194H208ZM208 195H206V196H208ZM217 195H218V194H217ZM263 195H264V194H263ZM8 196H9V195H8ZM12 196H13V195H12ZM30 196H31V195H30ZM197 196H198V195H197ZM228 196H229V195H228ZM228 196H227V197H228ZM236 196H237V195H236ZM252 196L254 197V194H252ZM261 196H262V195H261ZM10 197H11V196H10ZM13 197H14V196H13ZM13 197H12V198H13ZM19 197H20V196H19ZM27 197H28V196H27ZM27 197H26V198H27ZM145 197H146V196H145ZM147 197H148V196H147ZM193 197H194V196H193ZM209 197H210V195H209ZM215 197L217 198V196H215ZM223 197H225V196H224V193H223ZM239 197H240V196H239ZM8 198H9V197H8ZM16 198H17V197H16ZM216 198H214V199H216ZM221 198H222V197H221ZM236 198L238 199V197H236ZM236 198H235V199H236ZM1 199H2V198H1ZM149 199H150V197H149ZM149 199H148V200H149ZM210 199H211V198H210ZM244 199H245V198H244ZM253 199H254V198H253ZM261 199H262V198H261ZM10 200H11V199H10ZM14 200H15V199H14ZM195 200H196V199H195ZM212 200H213V199H212ZM212 200H210V201H212ZM216 200H218V199H216ZM219 200H220V199H219ZM223 200H224V199H223ZM227 200H228V199H227ZM240 200H241V199H240ZM256 200H258V199H257L256 196H255V200H254V201H252V200H247V199H246L245 201H252V202H253V205H254V202H256ZM3 201H4V200H3ZM210 201H209V202H210ZM213 201H214V200H213ZM213 201H212V202H213ZM235 201H236L235 203H236V205H237V200H235ZM242 201H243V199L241 200V202H242ZM263 201H264V200H263ZM192 202H193V201H192ZM196 202H197V201H196ZM212 202H211V204H212ZM216 202H217V201H216ZM216 202H215V203H216ZM224 202H225V200H224ZM228 202H231V201L228 200ZM243 202H244V201H243ZM252 202H250V203H252ZM257 202H259V201H257ZM257 202H256V204H258ZM11 203H12V202H11ZM16 203H17V202H16ZM18 203H20V202H18ZM22 203H23V202H22ZM215 203L213 202V204H215ZM220 203H221V202H220ZM222 203H223V202H222ZM238 203H239V201H238ZM246 203H247V202H246ZM261 203L263 204L262 200H261ZM211 204H209V205H211ZM217 204H219V203L217 202ZM231 204H232V202H231ZM247 204H248V203H247ZM9 205H10V204H9ZM18 205H19V204H18ZM18 205H17V206H18ZM219 205H220V204H219ZM259 205L261 206V204H259ZM6 206H7V205H6ZM23 206H24V205H23ZM217 206H218V205H217ZM240 206H241V205H240ZM254 206H256V205H254ZM24 207H25V206H24ZM27 207H28V206H27ZM219 207L221 208L222 211H225V210H223L222 206H219ZM219 207H216V208H219ZM13 208H14V206H13ZM13 208H12V209H13ZM202 208H203V207H202ZM206 208H207V207H206ZM213 208L215 209V207H213ZM220 208H219V209H220ZM232 208H233V207H232ZM244 208H245V207H244ZM244 208H243V209H244ZM263 208H264V207H263ZM197 209H198V208H197ZM236 209H237V208H236ZM248 209H249V208H248ZM255 209H256V207H255ZM194 210H195V209H194ZM259 210H260V208H259ZM9 211H11V210H9ZM215 211H217V209H216ZM228 211H229V210H228ZM254 211H255V210H254ZM257 211H258V210H257ZM257 211H256V212H257ZM263 211H264V210H263ZM27 212H28V211H27ZM218 212H219V210H218ZM256 212H255V213H256ZM12 213H13V212H12ZM228 213H229V212H228ZM242 213H243V212H242ZM260 213H261V212H260ZM1 214H2V213H1ZM15 214H16V213H15ZM21 214H22V213H21ZM26 215H27V214H26ZM33 215H34V214H33ZM229 215H230V213H229ZM253 215H254V214H253ZM1 216H2V215H1ZM211 216H212V215H211ZM2 217H3V216H2ZM12 217H14V216H12ZM192 217H193V216H192ZM194 217H195V216H194ZM215 217H216V216H215ZM225 217H226V216H225ZM227 217H228V216H227ZM227 217H226V219H227ZM258 217H259V216H258ZM262 217H263V216H262ZM5 218H6V217H5ZM21 218H22V217H21ZM196 218H197V217H196ZM217 218H218V217H217ZM230 218H233V221H235L234 223H244L245 226H244V225H241V226H244L243 228L246 227L248 230H250V231L253 233V235L255 234V237H256V236H257V237H260V233L258 232V231H259V230H258L259 228L256 229L255 226L253 227V225H252L251 223H249V222H251V220H249V222H247V221H244L243 219H241V218H239V217L237 218L236 216H234V217H230ZM248 218H249V217H248ZM29 219H30V218H29ZM186 219H187V218H186ZM186 219H185V220H186ZM219 219H220V218H219ZM1 220H2V219H1ZM16 220H17V219H16ZM203 220H204V219H203ZM205 220H206V219H205ZM207 220H208V219H207ZM245 220H246V219H245ZM247 220H248V219H247ZM13 221H14V220H13ZM13 221H12V222H13ZM208 221H209V220H208ZM213 221H214V220H213ZM224 221H225V220H224ZM256 221H257V219H256ZM14 222H15V221H14ZM186 222H187V221H186ZM254 222H255V221H254ZM2 223H3V222H2ZM16 223H17V222H16ZM33 223H35V222H33ZM200 223H201V222H200ZM234 223H233V224H234ZM5 224H6V223H5ZM27 224H28V223H27ZM36 224H37V222H36ZM183 224H185V223H183ZM189 224H190V223H189ZM233 224L231 223L232 226H233ZM190 225H191V224H190ZM195 225H196V224H195ZM200 225H201V224H200ZM234 225H235V224H234ZM254 225H256V224H254ZM3 226H4V225H3ZM15 226H16V225H15ZM24 226H25V225H24ZM31 226H32V224H31ZM31 226H30V227H31ZM186 226H187V225H186ZM192 226H193V225H192ZM6 227H7V226H6ZM10 227H12V225H11ZM20 227H21V226H20ZM30 227H29V228H30ZM180 227H183V226H180ZM184 227H185V226H184ZM196 227H197V226H196ZM196 227H195V228H196ZM213 227H214V226H213ZM236 227H238V226H235L234 228H236ZM0 228H1V227H0ZM4 228H5V227H4ZM8 228H9V227H8ZM8 228H7V229H8ZM27 228H28V227H27ZM37 228H38V227H37ZM186 228H187V227H186ZM186 228H185V229H186ZM209 228H210V226H209ZM5 229H6V228H5ZM5 229H4V230H5ZM11 229H12V228H11ZM18 229H19V228H18ZM179 229H180V228H179ZM183 229H184V228H183ZM183 229H182V230H183ZM185 229H184V231H185ZM207 229H208V227H207ZM9 230H10V229H9ZM14 230H15V229H14ZM32 230H33V228H32ZM191 230H192V229H191ZM215 230H216V229H215ZM230 230H231V229H230ZM232 230H233V229H232ZM239 230H241V229H239V227H238V230H237V228H236V231H235V232H237V231H239ZM2 231H3V230H2ZM6 231H7V230H6ZM33 231H34V230H33ZM35 231H36V230H35ZM175 231H176V230H175ZM184 231H183V232H184ZM187 231H189V230H187ZM194 231H195V230H194ZM210 231H212V230H210ZM213 231H214V229H213ZM250 231H247V232H250ZM261 231H262V230H261ZM10 232H11V231H10ZM12 232H13V231H12ZM173 232H174V230H173ZM180 232H181V231H180ZM196 232H198V231H195V233H196ZM208 232H209V231H208ZM217 232H218V231H217ZM219 232L221 233V230H219ZM232 232H233V231H232ZM235 232H233V233H235ZM243 232H244V229H243ZM247 232H244V233H247ZM14 233H15V232H14ZM174 233H175V232H174ZM177 233H178V232H177ZM184 233H185V232H184ZM186 233H187V232H186ZM193 233H194V232H193ZM206 233H207V232H206ZM210 233H211V232H209V235H211ZM212 233H213V232H212ZM233 233H232V234H233ZM241 233H242V232H241ZM15 234H16V233H15ZM20 234H21V233H20ZM40 234H41V233H40ZM172 234H173V233H172ZM224 234H225V233H224ZM224 234H223V235H224ZM235 234H236V233H235ZM239 234H240V233H239ZM249 234H250V235H249ZM0 235H1V234H0ZM2 235H3V234H2ZM5 235H6V234H5ZM13 235H14V234H13ZM177 235H179V234H177ZM185 235H186V234H185ZM188 235H189V234H188ZM191 235L193 236V234H190V237H192ZM215 235H216V233H215ZM220 235H221V234H220ZM226 235H227V234H225L224 236H226ZM236 235H237V234H236ZM236 235H235V236H236ZM241 235H242V234H241ZM246 235H247V234H245V237H247ZM248 235H249V238H250V236H251L252 234H251V233H248ZM253 235L251 236L252 238H253ZM8 236H9V234H8ZM16 236H17V235H16ZM19 236H20V235H19ZM173 236H174V235H173ZM194 236H195V234H194ZM196 236H197V233H196ZM196 236H195V238H196ZM212 236H213V235H212ZM224 236H223V238L225 239ZM263 236H264V235H263ZM263 236L260 237V238H263ZM0 237H1V236H0ZM33 237H34V236H33ZM176 237H177V236H176ZM176 237H175V238H176ZM178 237H179V236H178ZM184 237H185V236H184ZM198 237H199V236H197V238H198ZM216 237H217V236H216ZM236 237H237V236H236ZM3 238H4V237H3ZM161 238H163V237H161ZM221 238H222V237H221ZM223 238H222V239H223ZM231 238H232V237H231ZM233 238H234V236H233ZM233 238H232V241L234 242L235 239L233 240ZM238 238H239V237H238ZM238 238H237V240H238ZM247 238H248V237H247ZM247 238H246V240H247ZM252 238H251V239H252ZM8 239H9V238H8ZM34 239H35V237H34ZM164 239H165V238H164ZM184 239H185V238H184ZM186 239H187V238H186ZM213 239H215V238H213ZM224 239H223V240H224ZM240 239H241V237H240ZM251 239H249V240H251ZM256 239H257V238H256ZM25 240H26V239H25ZM156 240H157V239H156ZM194 240H195V239H194ZM203 240H204V239H203ZM211 240H212V239H211ZM219 240H220V237H219ZM225 240H226V239H225ZM243 240H245V239L243 238ZM249 240H248V241H249ZM254 240H255V239H254ZM21 241H22V240H21ZM160 241H161V240H160ZM160 241H158V242H160ZM164 241H165V240H164ZM164 241H162V242H164ZM185 241H186V240H185ZM197 241H198V240H197ZM199 241H200V240H199ZM214 241H215V240H214ZM238 241H240V240H238ZM255 241H256V240H255ZM255 241H254V242H255ZM261 241H264V240H261ZM24 242H25V241H24ZM193 242H194V241H193ZM235 242H236V240H235ZM243 242H244V241H243ZM254 242H252V244H253ZM37 243H38V242H37ZM201 243H202V242H201ZM240 243H241V241H240ZM261 243H262V242H261ZM8 244H9V243H8ZM18 244H19V243H18ZM39 244H40V243H39ZM186 244H187V243H186ZM194 244H195V243H194ZM223 244H224V243H223ZM247 244H248V243H247ZM249 244H250V243H249ZM255 244H256V242H255ZM14 245H15V244H14ZM22 245H23V244H22ZM31 245H33V244H31ZM36 245H38V244H36ZM49 245H50V244H49ZM179 245H180V244H179ZM232 245H233V244H232ZM232 245H231V246H232ZM238 245H239V244H238ZM240 245H241V244H240ZM253 245H254V244H253ZM253 245H252V246H253ZM257 245H259V244H257ZM263 245H264V243H263ZM4 246H5V245H4ZM18 246H19V245H18ZM39 246H41V245H39ZM206 246H207V245H206ZM214 246H216V245H214ZM233 246H234L233 249L236 250V248H235L236 246H235V245H233ZM247 246H250V245H247ZM1 247H2V246H1ZM1 247H0V248H1ZM26 247H27V246H26ZM32 247H33V246H32ZM49 247H50V246H49ZM51 247H52V246H51ZM187 247H188V246H187ZM209 247H210V246H209ZM209 247H208V248H209ZM220 247H221V245H220ZM239 247H240V246H239ZM253 247H254V246H253ZM255 247H256V246H255ZM257 247H259V246H257ZM15 248H16V247H15ZM173 248H174V247H173ZM177 248H178V247H177ZM195 248H196V247H195ZM208 248H207V249H208ZM262 248H263V246H262ZM1 249H2V248H1ZM1 249H0V251H1ZM23 249H24V248H23ZM207 249H206V250H207ZM210 249H211V247H210ZM210 249H209V250H210ZM217 249H218V248H217ZM248 249H249V248H248ZM250 249H251V248H250ZM253 249H254V248H253ZM29 250H30V249H29ZM29 250L27 249L28 252L31 251V250H30V251H29ZM35 250H36V249H35ZM54 250H55V249H54ZM209 250H208V251H209ZM211 250H212V249H211ZM223 250H225V249H223ZM240 250H241V249H240ZM254 250H255V249H254ZM254 250H253V251H254ZM263 250H264V249H263ZM2 251H3V250H2ZM2 251H1V252H2ZM15 251H17V250H15ZM24 251H25V249H24ZM166 251H167V250H166ZM175 251H176V250H175ZM177 251H178V250H177ZM237 251H239V250H237ZM237 251H235V252H237ZM169 252H170V251H169ZM211 252H212V251H211ZM228 252H229V251H228ZM248 252H249V251H248ZM251 252H252V251H251ZM255 252H256V251H255ZM3 253H4V252H3ZM6 253H7V252H6ZM30 253H31V252H30ZM224 253H225V252H224ZM243 253H244V252H243ZM256 253H257V252H256ZM256 253H254V254H256ZM4 254H5V253H4ZM16 254H18V253H16ZM53 254H54V253H53ZM164 254H165V253H164ZM177 254H178V253H177ZM177 254H176V255H177ZM219 254H220V253H219ZM232 254H233V253H232ZM260 254H261V253H260ZM1 255H2V254H1ZM10 255H11V254H10ZM51 255H52V254H50L49 256H51ZM55 255H56V254H55ZM171 255H172V254H171ZM181 255H182V254H181ZM226 255H227V254H226ZM236 255H238V254H236ZM236 255H235V256H236ZM239 255H240V253H239ZM258 255H259V254H258ZM2 256H5V255H2ZM53 256H54V255H53ZM53 256H51V257H53ZM165 256H166V255H165ZM212 256H213V255H212ZM228 256H229V255H228ZM260 256H261V255H260ZM263 256H264V255H263ZM51 257H50V258H51ZM174 257H175V256H174ZM180 257H181V256H180ZM202 257H203V256H202ZM214 257H215V256H214ZM237 257H238V256H237ZM242 257H243V256H241V258H242ZM253 257H254V256H253ZM0 258H1V257H0ZM6 258H7V257H6ZM13 258H15V257H13ZM178 258H179V257H178ZM228 258H229V257H228ZM243 258H244V257H243ZM251 258H252V257H251ZM261 258H262V257H261ZM263 258H264V257H263ZM15 259H16V258H15ZM173 259L175 260V258H173ZM232 259H233V258H232ZM8 260H9V259H8ZM200 260H201V259H200ZM244 260H245V259H244ZM2 261H3V260H2ZM225 261H226V260H225ZM247 261H248V260H247ZM252 261H253V260H252ZM29 262H30V261H29ZM178 262H179V261H178ZM182 262H184V261H182ZM249 262H250V261H249ZM256 262H259V261H256ZM34 263H35V262H34ZM39 263H40V262H39ZM39 263H38V264H39ZM161 263H162V262H161ZM163 263H164V262H163ZM188 263H189V262H188ZM199 263H201V262H199ZM205 263H206V262H205ZM223 263H224V262H223ZM229 263H230V262H229ZM24 264H25V263H24ZM159 264H160V262H159ZM181 264H182V263H181ZM185 264H186V263H185Z\"/></svg>",
    "mask_w": 264,
    "mask_h": 264
}]
</instances>
